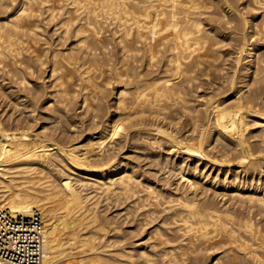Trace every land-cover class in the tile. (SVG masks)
Here are the masks:
<instances>
[{
	"label": "bare ground",
	"instance_id": "bare-ground-1",
	"mask_svg": "<svg viewBox=\"0 0 264 264\" xmlns=\"http://www.w3.org/2000/svg\"><path fill=\"white\" fill-rule=\"evenodd\" d=\"M2 3H3V0H0ZM8 1V0H7ZM13 1V0H12ZM11 1V2H12ZM16 1V0H15ZM211 1V0H210ZM208 0H21V3L19 4L18 7H15V10L14 12L11 14V17L6 19L5 22L1 23L0 22V62L2 61L3 63L5 62V59L6 58H9V56H11V54L14 55L15 59L17 60L18 57H19V54L20 52H22V49L20 50L19 49V52H16L17 49L16 48H13L16 47V45H19L21 41L20 39H22V36L21 38H19V41L18 44H16V39H15V36L19 35L18 32L21 30V28L24 26L26 27V25H24L25 21L28 20L30 17L33 18V15H35L33 13V11L35 12H38L40 11L38 9L41 8L42 6L45 7V9L47 8V11H50L49 13L48 12H45L48 14V17L49 18H46V22L47 19L49 20H52L55 18H57V12H59V9L56 10L55 9V5L58 3V4H61L63 3V5H66L67 4V9L69 8V10H64L62 9V6L59 7L61 8L60 10L61 11H66L64 17L62 18V20L60 21H63L62 23H60L59 19H56L57 22L59 21V26L60 27H64L65 26V29L63 28L62 30H65L67 31L68 28H70V25L71 23L74 24L73 21H80V22H76L77 24V27H76V31L74 33V35H76L74 37V35H72V37L76 38L77 36L81 37L76 41V43L79 42V45H76V46H79L78 48L80 47H84L86 49H84V51H87V49L89 50H92V51H88V54L86 52L85 56L86 55H89V53L91 54L92 52L94 53V51L96 49H98V51L102 52L103 55L105 54V50L103 52V49L105 48L106 46V42H105V39L108 38V31H106V28H108V24H113L112 26L114 27L115 31L114 32H119L118 35H120V38L117 36V41L122 44V49L118 48L119 50H123L124 49V53H126L128 55L129 52L133 51V50H138L140 51V48H136L135 47V43H137L135 41V37L137 38V40L139 41H142V39L144 38L145 40H147L146 42H144V46H146V50H147V57L146 54L141 50V52L145 55V59L147 57L146 60L149 61H153L155 60L156 58V55L158 53L157 52V42L158 40L160 41L159 43V47L163 44L166 45L167 47V57H165L167 59V69H166V72H164L163 74L161 73H157V77H155V75L152 73L153 70L154 72L156 71L155 69H161V67L159 68L160 65H158L157 63H154L156 65H158V67L153 64L149 65L150 62L147 65L148 66H154L155 65V69H150L152 70V74L154 75V77L151 79L150 78V74H149V70H148V76H146L147 78H150L151 80H146L144 77V79H142L143 77H136V79L134 77H131L132 79H135L136 81H134L132 84H133V88H132V84L130 81H133L132 79H130L129 77V81H128V77H127V80H126V83L128 84L129 82V87H127L128 85L126 84V87H118L117 88V96L115 97V95L113 96V100L112 101H115V105L113 107H116V109L118 110H121L122 114H119L117 117L116 120L113 119V121L107 125V127H103L104 128V132L101 133V137L98 138L96 140L94 139H91L90 141L89 140H86V142H89V144H91L92 147L90 148H85V147H82V148H78V142L75 143L72 141L71 139V143H69L68 145H62L61 143H63L64 139H61V143L60 142H56L55 141V138L54 140L52 139V137H50L49 135H45L44 133V137L42 136H33L32 133L30 132V129L28 130L27 127H16L17 129H14V128H6L3 124V121L0 120V207H9L11 208L12 210L14 211H20L22 213H29L33 208L37 207L38 209L41 210L43 216H44V222H45V231H44V256H43V262L42 264H116V263H120L121 262H112V260H110V258L108 257V253H106V248H102L104 243H102V240L100 241V239H104L102 238L103 235H105V228H106V220L104 219L103 216L100 215V213L103 214V212H100L97 211V208L99 210V203H100V200L102 198H105V199H109L110 197L113 196V198H117L119 199L118 197H120V195H124V197L126 196L127 198L129 197H135L136 194H137V198L140 199L137 200V202H142L145 199H142L145 197V193L143 194L141 191L139 190H142L143 188V191H147V195H153V192L156 190H153L155 189L153 186V189L151 188V185L148 186V184L146 185L147 188H144V184H142L141 182V185H143V187L140 185V187H142L141 189H137L138 187H136V190L140 192V195L141 193L144 195L140 196L139 193H137V191H135V187H134V179L133 181L131 182L132 178L136 175H134L135 173L133 172L132 167L129 169L128 166L126 165V163H124L123 161H121V159H118L117 157L115 156H118L119 155H116L117 152H119L118 150L121 148H119L117 150V152L115 151V156L112 154V151H110L112 154L111 156H106L107 155V152L106 149L107 148V142H110L112 139H115L114 137H116L117 135L120 136L122 133L124 134V136L126 138H130V135H131V131L130 129L131 128H136V127H142L144 128L146 126V124L148 123H144L143 121L142 122H132V120H130L129 122L131 123H125L127 122L126 119H129L127 118V116L131 117L132 116H142L144 115L145 113H149V117L153 114V116L156 118V116H165V114L167 113L168 109L170 110L169 107L171 108H174L172 107L174 103L178 104V102H181L183 107L185 109V111L188 110L189 113H185L186 114H189L190 115V112L192 113V111H190V107H188V97H186L185 95L188 93L185 94L186 92V89H185V86L187 87V85H183L185 84L184 82H187V83H190L192 81L193 78H195V76L193 75V73L195 72H199L198 74L200 75V70L203 68H198L197 66H199V64L202 66V59H199V57H202V50H211L209 48V44L211 45V42L214 38L216 37H213L214 34H211L209 32L208 33H205L204 30H203V27L204 26V22L202 19V17H204V14L205 15H208L209 14V11H208V14H206V12L202 15V13L204 12L205 9H208L212 7L211 10H213V7H216L217 5H213L211 4ZM215 2V0H213ZM212 1V3H214ZM221 1V0H220ZM229 1V0H228ZM239 1L241 0H231L230 3L232 5V3H240ZM248 1V0H247ZM250 1L253 2V4H255V7L252 9V11H248L249 13L247 15H245L244 13H242V10L241 9L240 11L237 10V12H240L242 13V20H240L238 23H240V25H242V27L240 29H244V28H247V27H251V29H253V35L250 36L252 37L250 41V43H248L249 40H247V33L246 35H243V40L241 41V45H240V48H239V51H238V54L236 55L237 58H236V61L238 63V68H236V72L240 71L241 69L243 71H245L244 75L245 76H252V77H255L257 78V80L254 78V82H249L250 79H248L246 81L245 84L247 85H251L249 87H252V84H253V87L256 86L255 89L251 90L250 93H247V92H243V91H246V90H243L242 92L243 93H238L239 96L236 97V99L234 101H229L228 102H225V98H227V96L229 95V93H226L224 94V97L223 98H214L212 100V95L210 97V105H209V118H208V124L206 126L199 123V127L200 129L196 128L199 130L198 134L196 136H192L191 138L187 139V141L183 142L182 140L180 139V143L176 142V140L174 139V134L168 132V131H172V130H168L166 131L162 126L160 125H157L156 121L155 124L156 126H154V128L152 127L151 130H153L152 132H155L156 134H160L159 136H163L162 139L164 140V142H171L170 144L173 143V145L171 146H175L177 147L176 148V155L179 154L180 157L181 155L182 156H186L185 158L183 159H180V161L176 163V165L174 166V164L171 162V166L173 164L174 166V172H170V173H173L174 177L177 179V182H180V184L185 183V186L187 185L188 189L192 192L194 191H197L199 190V187H200V183L204 180L206 182L207 179H210V181L214 184H218V185H223V186H226V187H236V189L238 190V192L236 191H232L235 193H231L229 195H231L230 197L232 198H235L236 202L240 203V206L243 207L244 210H246V212H244V214L241 216H239V214L241 213H237L232 210H230L229 208L227 209H222L221 207H217L215 204H213L212 202H205L203 203L202 205H199L198 203L200 202H197L198 200V197L197 200L194 199V196L192 197L191 199L188 198V196L186 197L185 196V191L180 193L181 195L178 196V199L177 197L175 199H177V202H173V198L169 201V205H171V203H175L176 206L179 204L181 205V207L183 208H179L180 210H182L180 213L178 212L179 215V218L180 220H182L183 224H184V227L181 226L180 230L183 234V236L185 235L187 237H189V240H187V243L185 247L187 248H181L182 246L185 245V240L186 238L184 239L183 236H180L181 239L183 238L184 241H183V244H181L180 241H177V239L174 240V242L178 243V244H181V245H177L176 244V247L179 246V248L182 249V251L180 252L179 248L176 249L178 250V254H177V251H174L172 250L171 252H168L167 254H169V261L168 262H174L176 264H180V262L182 261H186L185 260V257L187 258H190L188 256L191 255V253L195 252V253H198V255L194 258V261L196 264H202L203 263V260L206 258L207 260V257L210 259L211 256L213 257L212 260H213V263L214 264H264V225L261 224L260 220L257 221L256 219V215H258V213H261L263 214L262 212H264V187H261V186H256L253 184V187H251V185L249 183H246V181L248 182V180L250 181V179H254V175H255V170H260L261 172L264 170V160L263 161H260V159H257L255 158V160H252V155L254 154V151H257L255 150L254 148L259 147L262 149H264V0H249V3ZM0 2V3H1ZM14 2V1H13ZM20 2V1H19ZM210 2V4H208ZM218 2V1H216ZM222 2V1H221ZM220 2V4H221ZM9 3V2H8ZM66 3V4H64ZM223 5L225 4L224 2H222ZM4 4V3H3ZM13 4V3H12ZM11 4V5H12ZM219 4V3H218ZM237 4V5H238ZM247 4V3H246ZM1 5V4H0ZM8 6V4H6ZM16 5V4H15ZM18 5V4H17ZM16 5V6H17ZM39 5V6H38ZM226 5V4H225ZM224 5V6H225ZM235 5V4H234ZM232 6L233 8L235 7L236 9V6ZM249 5V4H248ZM38 6V7H36ZM250 6V5H249ZM254 6V5H253ZM251 5V7H253ZM36 7V8H35ZM43 7L41 9H43ZM58 7V6H56ZM65 6H63L64 8ZM239 7H242V4L241 6L239 5ZM1 8V7H0ZM7 8V7H5ZM4 8V9H5ZM219 8V10H216L218 11V13L215 11V8H214V11H211V13L214 12V16L215 14H221L224 16V20H225V16L224 13L222 12L223 10H221L220 7H217ZM216 8V9H217ZM244 8V7H243ZM38 9V11L36 10ZM203 9V10H202ZM223 9V7H222ZM238 9V8H237ZM247 9V8H246ZM1 10V9H0ZM54 10H56V13L57 14L56 16H54L55 14L53 13ZM221 10V12H220ZM225 10V9H224ZM227 10V9H226ZM225 10V11H226ZM231 9H229L228 11H230ZM245 10V9H244ZM248 10H250L248 8ZM2 11V10H1ZM0 11V12H1ZM6 11H8L6 9ZM10 11V10H9ZM12 11V10H11ZM10 11V12H11ZM44 11V9H43ZM41 12V14L43 15L44 12ZM35 12V13H36ZM6 13V12H5ZM4 13V14H5ZM44 13V14H45ZM61 14L64 13V12H60ZM59 13V15H61ZM226 13V12H225ZM228 13V12H227ZM233 12H231L232 14ZM3 14V13H2ZM41 14H39L41 16ZM46 14V15H47ZM230 14V15H231ZM235 13H233L234 15ZM45 15V16H46ZM58 15V17H59ZM62 15V16H63ZM202 17H199L201 16ZM212 15V14H211ZM229 15V14H227ZM236 15V14H235ZM234 15V16H235ZM245 15V16H244ZM61 16V17H62ZM213 16V15H212ZM218 16V15H216ZM222 16V17H223ZM232 16V15H231ZM9 17V16H7ZM43 16H41L42 18ZM228 17V16H227ZM237 17V15H236ZM6 18V17H5ZM4 18V19H5ZM30 18V19H31ZM36 18V16H35ZM44 18V17H43ZM42 18V19H43ZM60 18V17H59ZM210 18V17H208ZM218 18H221L220 16L217 17ZM34 19V18H33ZM61 19V18H60ZM223 19V18H222ZM35 20V19H34ZM38 20V19H37ZM56 20L54 21V23H56ZM101 20L103 21V23L101 24ZM216 20V19H215ZM235 20V19H234ZM236 20H238L236 18ZM1 21H4V20H1ZM33 22V20H30ZM40 21V20H39ZM37 21V22H39ZM209 21V20H208ZM221 21V20H220ZM219 21V22H220ZM223 21V20H222ZM231 21V20H230ZM35 22V23H37ZM52 22V21H51ZM211 22H214L213 20ZM217 23L218 20L216 21ZM227 22V20H226ZM225 22V23H226ZM235 22V21H234ZM233 22V23H234ZM27 23V21H26ZM29 23V22H28ZM27 23V24H28ZM35 23H30L31 25H35ZM53 23V22H52ZM53 23V24H54ZM104 23H107L106 25ZM221 23V22H220ZM219 23V24H220ZM223 23V22H222ZM228 23V22H227ZM232 23V21H231ZM229 25L230 29H231V24ZM236 23V22H235ZM29 24V25H30ZM50 24V23H49ZM57 24V23H56ZM84 24L86 25V27L84 26ZM208 24V23H206ZM55 25V24H54ZM62 25V26H61ZM75 25V24H74ZM218 25V24H217ZM223 25V24H222ZM225 27L227 26L226 24H224ZM236 24H234L235 26ZM32 26V27H33ZM43 25H41L42 27ZM58 27V25H55ZM84 26V27H83ZM106 26V28L104 27ZM213 25H211L212 27ZM219 26V25H218ZM221 26V25H220ZM237 28L239 26V24L236 25ZM35 27H38L36 28L37 30H39V26L37 24V26L35 25L33 27V29H35ZM48 27V26H47ZM55 27V28H57ZM73 27L75 26H72L71 28L73 29ZM210 27V28H211ZM216 27V26H215ZM223 27V28H225ZM233 27V26H232ZM46 28V27H45ZM49 28V27H48ZM70 28V29H71ZM86 28V29H85ZM99 28V29H98ZM107 32L105 34H107L108 36H105V34H103L102 30L103 29ZM111 28V27H110ZM207 28V27H205ZM209 28V29H210ZM213 28V27H212ZM234 28V27H233ZM236 28V30L238 31V29ZM20 29V30H19ZM26 31L29 28H24ZM22 29V30H24ZM33 29H30V32H28V34L33 35L32 32H33ZM42 29V28H41ZM40 29V30H41ZM69 29V30H70ZM75 29V28H74ZM214 30H216L215 28H213ZM227 29V28H226ZM239 29V30H240ZM248 29V28H247ZM22 30L21 32H19L21 35L24 34V31L23 34H22ZM54 30V29H53ZM56 30V29H55ZM54 30V31H55ZM58 30V28H57ZM101 30V31H100ZM111 30V29H110ZM222 30V27L220 28V31ZM14 31H18L16 35H13L15 34ZM29 31V30H28ZM36 31V30H35ZM34 31V32H35ZM61 31V29H60ZM72 31V30H71ZM71 31H68L66 32V36L67 37V33L68 35L69 34H72V33H69ZM85 32V33H81V32ZM112 31V30H111ZM212 31V30H211ZM219 31V33H220ZM224 31V30H223ZM236 31V32H237ZM42 32H48V31H42ZM53 32V31H52ZM59 32V31H58ZM57 31L55 32L58 33ZM100 32H102V34L106 37L104 39L103 36H101ZM216 32V31H215ZM214 32V33H215ZM226 32V30L224 31ZM224 32H221V33H224ZM37 33V36H38V33L39 31L35 32ZM54 33V32H53ZM52 33V34H53ZM64 32H59V35H63ZM78 33H80L78 35ZM213 33V32H212ZM218 32L216 33L217 35H220ZM228 33V32H227ZM233 33V32H231ZM239 33V31H238ZM241 33V31H240ZM46 34V33H45ZM43 33V35H45ZM49 34V33H47ZM51 34V35H52ZM99 34L102 38L99 37ZM109 34H110V31H109ZM117 34V33H116ZM115 34V35H116ZM211 34V35H210ZM229 34V33H228ZM250 34V33H249ZM35 35V34H34ZM33 35V36H34ZM40 35V34H39ZM58 35V34H57ZM59 35H58V39H60L61 41L64 39L63 36H60L59 38ZM111 35H113V33L111 32ZM213 35V36H212ZM223 35V34H222ZM224 35H226V33H224ZM235 35H237L235 33ZM254 35L258 36V38H254ZM26 37V33L24 35ZM29 36V35H28ZM29 36V37H30ZM36 36V37H37ZM70 36V35H69ZM216 36V35H215ZM256 36V37H257ZM35 37V36H34ZM33 37V38H34ZM41 37V36H39ZM50 37V36H49ZM53 37V36H52ZM71 37V38H72ZM116 36H114L113 38H115ZM231 38H234V34H233V37L230 35ZM229 37V39H230ZM28 38V37H27ZM26 38V39H27ZM38 38V37H37ZM43 38V37H42ZM51 38V37H50ZM68 38V37H67ZM78 38V37H77ZM76 38V39H77ZM112 37L110 38V40L106 39V41H111V39H113ZM160 38H162V40L164 41H161ZM212 38V39H211ZM220 36L216 39L219 40ZM240 40H241V37L239 36ZM25 39V38H24ZM30 39V38H29ZM32 39V37H31ZM41 39V38H39ZM49 39V38H48ZM54 39V38H53ZM58 39H56L58 41ZM70 39V38H69ZM116 39V38H115ZM120 39V40H119ZM221 39V38H220ZM226 39V37L224 38ZM228 39V40H229ZM249 39V37H248ZM18 40V39H17ZM35 41V39H32V41ZM42 40V39H41ZM68 40V39H67ZM227 40V41H228ZM232 40V39H231ZM239 40V39H238ZM239 40V41H240ZM25 43L27 44L28 42V39L27 40H22L21 42L22 43ZM27 41V42H26ZM44 41V40H43ZM223 41L220 40V41H214L212 42V45L215 44H218L220 46V43ZM31 42V40H29V43ZM39 43L40 41H38V39L36 40L35 43ZM49 42V41H48ZM53 42V41H52ZM51 42V43H52ZM60 42V41H59ZM64 42V41H63ZM107 42V44L109 45V43ZM113 42L114 39H113ZM116 42V43H118ZM127 42V43H126ZM135 42V43H134ZM143 42V41H142ZM226 42V41H225ZM229 42V41H228ZM233 42V41H232ZM238 42V41H237ZM37 43V44H38ZM47 43V42H46ZM56 43V42H55ZM75 42H73L74 44ZM75 43V44H76ZM115 43V44H116ZM224 43V42H223ZM16 44V45H15ZM26 44H23L22 46H25ZM40 44V43H39ZM60 44V43H59ZM114 44V43H113ZM121 44H119L121 46ZM130 44V45H129ZM222 44V43H221ZM21 45V44H20ZM61 45V44H60ZM137 45V44H136ZM218 45H215L213 46V52L212 53V50H211V54L217 56V58H220L218 60L221 59V54H219L220 52L218 51L217 55H216V48H219ZM224 45V44H222ZM230 45V44H229ZM30 45H28L29 47ZM54 46V44H53ZM70 46V45H69ZM75 45H71L70 47H74ZM112 46V45H111ZM118 46V45H117ZM21 47V46H20ZM27 47V49H28ZM36 46H34L35 48ZM49 48V46H47ZM55 47V46H54ZM58 48H61L62 49V46L59 47L57 46ZM67 47V45L65 46V48ZM104 47V48H102ZM108 47V46H107ZM113 47V46H112ZM215 47V49H214ZM224 47V46H222ZM238 47V46H236ZM23 48V47H22ZM31 48V47H30ZM37 48V47H36ZM42 48V47H41ZM77 48V47H75ZM75 48L73 50H70L69 48H67V50H65L62 54L64 55V57H67L64 53L67 54L66 51H68V56L67 58H71L72 60H75L77 58H75L77 55L76 53L79 55L81 54V52L83 51H75ZM77 48V49H78ZM102 48V49H101ZM110 46H109V51H110ZM116 49V47H113ZM142 48V47H141ZM163 48L164 50V46L162 45V47L160 48V50ZM25 49V48H24ZM23 49V50H24ZM26 49V50H27ZM45 49V48H44ZM70 52L73 51L75 53V56L72 54L69 53V50ZM76 49V50H77ZM82 48H80L81 50ZM106 49V48H105ZM112 49V48H111ZM117 49V51H118ZM232 49V48H231ZM237 49V48H236ZM26 50H24L26 52ZM31 50V49H30ZM29 50V51H30ZM34 49L32 48V51ZM37 50V49H36ZM34 50L37 54V55H40L42 56L41 52V49L37 50L39 53H37V51ZM46 51L48 49H45ZM52 52H53V49L51 48ZM94 50V51H93ZM107 50V51H108ZM113 50V49H112ZM156 50V51H155ZM159 50V49H158ZM159 50V51H160ZM225 50V49H224ZM234 50V49H233ZM33 51V52H34ZM45 51V52H46ZM57 51H60V50H57ZM57 51L55 50L54 54L51 53V55H53V57L50 55L49 59L52 58V62L53 66H50L51 68V76H55V83L52 85V88L54 86V91L57 93L56 95L58 96V94L62 97V100H64L63 102L67 101V103L70 101L71 102V96L70 94H68L67 92L69 91L70 92V87L68 90H65V86L67 84H69V82H65L64 81H67V80H64L62 79V77L64 78V74L63 72H57V67H55L56 65V61H60V60H57V57H58V53ZM116 51V50H114ZM133 51V52H135ZM236 51V50H235ZM24 52V53H25ZM43 52V51H42ZM48 52V51H47ZM51 52V51H50ZM62 52V51H61ZM119 52V51H118ZM123 53V51H121ZM163 52V51H160L159 54L157 55L158 57L160 56V53ZM165 52V51H164ZM198 52L199 54L201 55H198L199 57L197 59H199L200 61H197L195 60L196 58L193 57V59L191 60L192 56L193 55H196L197 57V53ZM205 52V54L207 53L206 51H203V53ZM230 52V51H229ZM92 53V55H94ZM96 53V52H95ZM99 53V52H98ZM96 53V56H98ZM107 53V52H106ZM110 53V52H108ZM122 53H119V54H122ZM141 53V54H142ZM209 53V52H208ZM23 54V53H21ZM20 54V55H21ZM26 54V53H25ZM25 54L21 55V58H23L22 56L25 57ZM28 54H32L31 51L28 53L27 52V55L26 57L28 56ZM47 54V53H46ZM60 54V53H59ZM61 54V56H62ZM111 54V53H110ZM126 54H122L123 56H125ZM136 54V53H135ZM138 54H140V52H138ZM140 54V61L141 60H144L143 58L141 59V55ZM162 54V53H161ZM166 54V52L164 53ZM210 54L207 55L208 56V60H212V63L211 65L215 62L216 58L214 57V59L212 58V55ZM228 54V53H227ZM232 54V53H230ZM18 55V57H16ZM36 57H32L33 59L35 60H32V63L33 61L36 63V65H43L45 64V61H43V58L41 59L40 56H37ZM91 55V57H88L87 58L83 55H81L83 57V59L85 58L86 60L88 58H92L93 56ZM117 55V54H116ZM115 55V56H116ZM133 55V54H132ZM163 55V54H162ZM161 55V57H163ZM219 55V56H218ZM33 56V54L31 55ZM35 56V55H34ZM45 56V54H44ZM42 56V57H44ZM60 56V57H61ZM95 56V55H94ZM108 56H111V55H107ZM123 56H121V58H123ZM130 57H133L130 55H128ZM128 56L126 57L128 59ZM137 57V55H134ZM206 56V55H204ZM203 56V57H204ZM13 57V56H12ZM78 57V56H77ZM101 57V55H99V58ZM104 57V56H103ZM114 57V56H113ZM113 57H111L112 59H114ZM117 57V56H116ZM115 57V58H116ZM120 57V56H119ZM118 57V58H119ZM134 57V58H136ZM144 57V56H143ZM234 57V56H233ZM249 58L247 61L248 62H245L244 63V59L246 58ZM29 59L31 58L30 56L28 57ZM47 58V57H46ZM61 58V59H63ZM66 58V59H67ZM75 58V59H74ZM105 58V57H104ZM103 58V59H104ZM164 58V60H166ZM190 58V59H189ZM211 58V59H209ZM27 59V58H25ZM24 59V61H25ZM60 59V58H58ZM70 59V60H71ZM81 60L82 58H79L77 59L78 60ZM84 59V60H85ZM93 59V58H92ZM112 59H109L108 58V61L109 60H112ZM125 59V58H123ZM130 59V58H129ZM138 59V58H137ZM136 59V60H137ZM159 59H162L159 57ZM187 59H189V61H187ZM207 59V58H205ZM9 60V59H7ZM19 62H21L22 59L19 58ZM65 60V59H64ZM71 60V61H72ZM82 61L83 63L85 61ZM90 60V59H89ZM88 60V61H89ZM107 60V59H106ZM117 60L119 61L118 63L120 64V59H116V64H117ZM134 60V61H136ZM144 60V61H146ZM214 60V62H213ZM235 60V59H234ZM10 61L12 62V59H10ZM23 61V60H22ZM23 61V62H24ZM62 61V60H61ZM66 62L69 61L68 59L65 60ZM80 61V62H81ZM87 61V63H88ZM94 61L95 60V57H94V60H92V65L94 64ZM106 61V63L108 62ZM113 61V60H112ZM115 61V60H114ZM121 61L123 62V60L121 59ZM126 61V60H124ZM131 61H133V58H131ZM156 61V60H155ZM197 61V62H196ZM206 61V60H205ZM217 61V60H216ZM8 63V61H6ZM16 62V66L19 65L17 64L18 63V60L15 61ZM14 62V64H15ZM26 62V61H25ZM30 62V61H29ZM42 62V63H41ZM44 62V63H43ZM91 62V60L89 61ZM110 62V61H109ZM128 62V61H127ZM126 62V63H127ZM139 62V60H138ZM204 62V61H203ZM218 62V61H217ZM3 63H0L1 65ZM28 63V62H26ZM30 63V64H32ZM39 63V64H38ZM47 63V61H46ZM61 63V62H60ZM58 62V64H60ZM64 64V61L62 62ZM61 63V64H62ZM68 63V62H67ZM72 63V62H71ZM70 63V64H71ZM74 63V62H73ZM76 63V61H75ZM74 63V64H75ZM86 63V62H85ZM84 63V64H85ZM86 63V64H87ZM98 64V62H96ZM95 63V64H96ZM101 63L100 65H103L105 63V59H104V62L101 60ZM111 63V62H110ZM131 63V62H129ZM137 63V61L135 62ZM140 63V62H139ZM138 63V65H140ZM145 63V62H143ZM205 63V62H204ZM209 63V62H208ZM216 63V62H215ZM24 64V63H23ZM57 64V65H58ZM60 64V65H61ZM69 64V63H68ZM77 67L80 66L81 68V71H82V68L83 66L81 67V65H79V63H76L75 65H77ZM82 64V63H80ZM85 64V65H86ZM91 65V63H88ZM94 64V66H95ZM123 63H121V66L123 69V66L124 65H127L124 63V65H122ZM235 64V63H234ZM0 65V71L2 70V66ZM6 65V63H5ZM3 65V66H5ZM21 65V64H20ZM19 65L20 68H22L23 70V65L22 67ZM26 65V64H25ZM28 65V64H27ZM26 65V66H27ZM46 65V64H45ZM48 65V64H47ZM58 65V66H60ZM67 65V64H64V66ZM72 65V64H71ZM70 67H67V68H64L63 66V69H67L69 71L68 74H71V70L74 69L73 66ZM99 65V64H98ZM108 65V64H107ZM111 65V69H112V65H114V63L110 64ZM109 65V66H110ZM135 65V64H134ZM133 65V62H132V65H130V67L134 66ZM138 65L136 66V68H138ZM145 65V66H146ZM210 65V64H208ZM217 66V64H215ZM15 66V65H14ZM31 66H34L33 64L27 67L31 68ZM89 66V65H88ZM87 66V67H88ZM92 67L90 66V70H92V68H98L99 66L97 67ZM119 66V65H118ZM129 66V65H128ZM135 66L133 69H135ZM141 66V65H140ZM145 66H143L142 64V68H144ZM207 66V65H206ZM215 66V67H216ZM13 67V66H11ZM18 67V66H17ZM25 67V66H24ZM38 67V66H36ZM62 68V65L60 66ZM85 67V66H84ZM92 67V68H91ZM101 67H104V68H100L101 70L102 69H105V65L104 66H101ZM114 67H117V66H114ZM120 67V66H119ZM118 67V68H119ZM197 67V68H196ZM203 67H204V64H203ZM208 67V66H207ZM235 67V66H234ZM4 68V67H3ZM35 67H33L34 69ZM49 68V69H50ZM69 68L71 70H69ZM80 68L78 70H80ZM97 69L98 71L100 69ZM107 68V67H106ZM109 68V67H108ZM106 69L108 71H110L109 69ZM124 68H128L129 67H124ZM130 68V70H131ZM141 68V67H140ZM141 68V69H142ZM206 68V67H205ZM204 68V69H205ZM18 69V68H17ZM41 69V68H40ZM88 69V68H87ZM117 69V68H116ZM125 70L124 73H121V70H120V73L119 70L117 72V75H114L117 76V78L115 77V79H117V82L118 80L123 82L124 83V79H123V76L124 74L128 76L127 74V70ZM149 69V68H147ZM146 69V70H147ZM197 69V71H196ZM199 69V71H198ZM207 69V68H206ZM205 69V70H206ZM212 69V68H211ZM26 70V68H25ZM32 70V69H31ZM61 70V69H60ZM76 70V66H75V69L73 71V73L75 72L77 74V70ZM85 70V69H84ZM104 70V71H106ZM114 72H115V69H113ZM132 70H131V73H132ZM140 69H138L139 71ZM201 70V71H202ZM234 70V69H233ZM241 70V71H242ZM10 71V70H9ZM12 71V69H11ZM15 71V70H14ZM17 71V70H16ZM21 71V70H20ZM39 71V70H38ZM59 71V70H58ZM96 71V70H94ZM94 71H91L90 73H88V71L86 70L83 74V76L79 74L80 77H82L83 81H85L86 83L85 84H89V85H93V82L95 84L96 81H94L95 79L91 80V77H92V72ZM97 71V72H98ZM106 71L105 74H109L110 72ZM124 71V70H123ZM137 70H135V72H138ZM144 72H146L147 74V71H145V69L143 70ZM159 71V70H157ZM156 71V72H157ZM204 71V70H203ZM202 71V72H203ZM214 71V70H213ZM19 72V71H18ZM24 72V71H23ZM31 72V71H29ZM28 72V74H29ZM33 72V71H32ZM36 72V70H35ZM43 72V71H42ZM66 72V70L64 71V73ZM79 72V71H78ZM94 73L95 75H98ZM113 72V73H114ZM115 72V74H116ZM161 72V71H160ZM201 72V73H202ZM234 72V71H233ZM6 73V72H5ZM40 73V72H39ZM72 73V74H73ZM81 73V72H80ZM103 72H101L99 77L105 75ZM129 73V76L130 75V72ZM140 73V72H139ZM138 73V74H139ZM143 73V72H142ZM142 73H140L142 75ZM196 73V74H197ZM209 72H207L208 74ZM229 73V72H228ZM1 74V72H0ZM11 74V73H10ZM21 74V72H20ZM38 74V73H37ZM50 74V72H49ZM71 74V75H72ZM82 74V73H81ZM87 74V75H86ZM91 74V75H90ZM135 74V73H132V75ZM152 74H151V77H152ZM156 74V73H155ZM203 74H206L205 72H203ZM236 74V73H234ZM7 75V74H6ZM13 75V74H11ZM32 75V73L30 74ZM63 75V76H62ZM66 75V74H65ZM70 75V77H71ZM75 75V74H74ZM94 75L93 78H95L96 76ZM136 75V74H135ZM145 76V73L143 74ZM142 75V76H143ZM1 76V75H0ZM8 76V75H7ZM24 76V75H23ZM28 76V75H27ZM36 76V75H35ZM38 76V75H37ZM68 76V75H67ZM77 76V78L79 77ZM205 76V75H204ZM233 76V75H232ZM29 77V76H28ZM40 77V76H39ZM38 77V79H40ZM42 77V76H41ZM80 77L78 78V80L80 79ZM98 77V78H99ZM106 77V76H105ZM108 77V76H107ZM110 77L111 74H110ZM220 77V76H219ZM222 77V76H221ZM224 77V76H223ZM228 77V76H227ZM231 77V75L229 76ZM239 77V76H238ZM259 77V78H258ZM13 78V77H12ZM20 78V77H18ZM30 78V77H29ZM52 77H49L48 79H51ZM73 78V76H72ZM72 78H69V81H70V84H71V80ZM97 78V77H96ZM177 78H183L180 82H175L174 80H178ZM233 78V77H232ZM243 78V77H242ZM246 78V77H245ZM1 79V77H0ZM6 79V78H5ZM27 79V78H26ZM37 79V80H38ZM66 79V78H65ZM71 79V80H70ZM76 79V78H75ZM101 80L104 79L103 77L100 78ZM98 79V80H100ZM111 79V78H110ZM114 79V78H113ZM253 79V78H251ZM2 80V79H1ZM0 80V81H1ZM9 80V79H8ZM16 80V79H15ZM25 80V79H24ZM23 80V82H24ZM36 80V79H34ZM41 80V79H40ZM64 80V81H63ZM77 80V79H76ZM97 80V86L99 85V88L96 89V91H98V89H100V86L102 85L101 83L105 80H103L102 82H99ZM112 80V79H111ZM110 80V81H111ZM237 78L235 79V77L232 79V85H231V88H234L236 87V83H237ZM10 81V80H9ZM20 82V80H18ZM27 81V80H26ZM50 81V80H49ZM93 81V82H92ZM108 81V80H107ZM106 81V82H107ZM114 81V80H113ZM111 81V82H113ZM227 81V80H226ZM243 81V80H242ZM256 81V83H255ZM3 82V81H2ZM22 82V84L24 85V83ZM37 82V81H36ZM51 82V81H50ZM76 81H73V83H75ZM78 82V81H77ZM103 82V85L105 84ZM111 82H110V85H111ZM120 82V83H121ZM201 82V81H200ZM216 82V81H215ZM14 83V81H13ZM16 83V82H15ZM29 83V81H28ZM52 83V82H51ZM83 83V86L84 85V82H80V84L82 85ZM119 83V84H120ZM122 83V84H123ZM208 83V82H207ZM222 83V82H221ZM224 83H227V82H224ZM255 83V85H254ZM21 84V83H20ZM37 84V83H36ZM109 82L106 84L108 85ZM114 85L116 83H113ZM124 84V85H125ZM191 84V83H190ZM229 84V83H228ZM227 84V85H228ZM27 85V84H26ZM49 85V84H48ZM47 85V86H48ZM72 85V84H71ZM76 85V84H75ZM102 85V86H103ZM110 85H108V87L110 88ZM238 85V84H237ZM242 85V84H241ZM1 86V85H0ZM17 86V85H16ZM20 86V85H18ZM17 86V87H18ZM68 86V85H67ZM96 85H93V87L95 88ZM121 86V85H120ZM213 86V85H212ZM230 86V84H229ZM228 86V87H229ZM244 86V85H243ZM28 87V86H27ZM27 87L25 88V90L27 89ZM33 87V86H32ZM86 87V86H85ZM84 87V88H85ZM105 87V86H103ZM107 87V86H106ZM105 87V88H106ZM112 87V86H111ZM117 86L115 85V88ZM219 87V86H218ZM224 87V86H223ZM252 87V88H253ZM22 88V87H21ZM34 88V87H33ZM42 88V87H41ZM51 88V86L49 87ZM73 88V87H72ZM79 89H81L80 87H78ZM93 88V90L95 91V89ZM113 88V87H112ZM115 88H113L114 90H116ZM221 88V87H220ZM219 88V89H220ZM241 88V87H240ZM239 88V90H240ZM6 89V88H5ZM74 89V88H73ZM83 89V88H82ZM86 89H89L86 88ZM102 89V88H101ZM100 89V90H101ZM187 89H189L187 87ZM191 89V88H190ZM211 89V88H210ZM218 89V88H217ZM224 89V88H223ZM228 89V88H227ZM245 89V88H244ZM251 88H249L250 90ZM11 90V89H10ZM23 90V89H22ZM30 90H31V87H30ZM29 90V91H30ZM46 90H47V87H46ZM53 90V89H52ZM74 90H77V89H74ZM85 90V89H84ZM104 90V89H103ZM112 90V89H111ZM113 90V91H114ZM192 90V89H191ZM190 90V91H191ZM197 90V89H196ZM230 90V89H229ZM228 90V91H229ZM238 90V91H239ZM248 90V89H247ZM40 91V89L38 90ZM67 91V92H66ZM86 91V90H85ZM93 91V92H94ZM95 91V92H96ZM110 91V90H108ZM189 91V92H190ZM224 91V90H223ZM1 92H4V91H1ZM7 92V91H6ZM10 92V91H9ZM8 92V93H9ZM34 92V91H33ZM32 92V93H33ZM77 92V91H76ZM81 93H83V91H80ZM93 92H89L88 94H82V95H85L84 98H82L83 96L80 95V97L83 99V100H80V101H83V104L85 106V108H89V104H87V102L89 103V100L87 101V95L89 96L90 93L93 94ZM102 92V90L100 91ZM192 92V91H191ZM190 92V93H191ZM196 92V91H195ZM30 93V92H29ZM42 93V91L40 92ZM39 93V94H40ZM43 93H45L43 91ZM79 93V94H81ZM86 93V92H85ZM106 92H104L105 94ZM109 93V92H108ZM107 93V94H108ZM219 93V92H217ZM222 93V91H221ZM231 93V92H230ZM4 94V93H3ZM7 94V93H6ZM12 96L14 93V91L11 92ZM31 94V93H30ZM37 94V93H36ZM48 94V93H47ZM53 94L54 92H52V94H50V97L52 95L53 97ZM97 94L98 93H95L93 95H95L94 98L97 99ZM101 94V93H100ZM104 94H102L104 96ZM107 94L103 97L101 96V100L103 101V98H105L107 96ZM215 94V93H214ZM213 94V96H214ZM237 94V95H238ZM33 95V94H32ZM41 95V94H40ZM55 95V94H54ZM70 98H69V96ZM72 95V94H71ZM77 95V93H76ZM91 95V96H93ZM188 95H190L188 93ZM193 95V94H192ZM5 96V95H4ZM15 96V95H14ZM20 96V95H19ZM23 96V95H21ZM39 96V95H38ZM97 96V97H96ZM110 97V94L108 95ZM2 97V96H1ZM7 97V96H6ZM29 97V96H28ZM31 97V96H30ZM51 97V98H52ZM75 97V96H74ZM74 97H72L74 99ZM100 97V96H99ZM193 96L190 95V98ZM198 97V96H197ZM16 98V97H15ZM14 98V99H15ZM22 98V97H21ZM20 98V99H21ZM41 98V97H40ZM94 98L92 99V101L94 100ZM108 98V97H107ZM112 97L108 98V99H111ZM20 99L18 102H20ZM34 99V97H33ZM53 99V98H52ZM61 98H59L60 100ZM69 99V101H68ZM72 99V100H73ZM106 99V98H105ZM192 99H191V103H192ZM27 100V99H26ZM40 100V99H39ZM62 100H61V104L62 103ZM100 100V99H99ZM107 100V99H106ZM190 100V99H189ZM209 100V98H208ZM37 101V100H36ZM44 101V100H43ZM91 101V100H90ZM102 101H99V102H102ZM203 101V100H202ZM16 102V101H15ZM24 102V101H23ZM52 102V101H51ZM50 102V103H51ZM55 102V101H53ZM78 102V101H77ZM96 101H94V104H95ZM173 102L172 106H170V104ZM197 102V101H196ZM206 102V101H205ZM205 102H201V103H205ZM38 103V101H37ZM67 103H64L63 104V108H66V110H68L67 107H69V105ZM82 103V102H80ZM112 103V102H111ZM31 104V103H30ZM70 104V103H69ZM91 104V103H90ZM93 104V105H94ZM97 104V103H96ZM95 104V105H96ZM190 104V102H189ZM1 105V104H0ZM29 105V104H28ZM45 105V104H44ZM50 105V104H49ZM74 105V104H73ZM92 105V104H91ZM90 105V106H91ZM94 105V110H95V106ZM98 105V104H97ZM108 105V104H107ZM181 105V106H182ZM191 105V104H190ZM203 105V104H202ZM11 106V105H10ZM20 106V104H19ZM22 106V105H21ZM33 106V105H32ZM51 107L52 104L50 105ZM49 106V107H50ZM71 106V105H70ZM75 106V105H74ZM73 106V107H74ZM81 106V105H80ZM83 106V107H84ZM99 106V105H98ZM98 106L96 107V112H98ZM176 106V105H174ZM180 106V109H182ZM15 107H17L15 105ZM26 107V106H25ZM30 107V106H29ZM34 107V106H33ZM41 107V106H40ZM50 107V108H51ZM76 107V106H75ZM79 107V105L77 106ZM179 107V106H177ZM195 107V106H194ZM202 107V106H201ZM207 107V106H206ZM204 106V108H206ZM9 108V107H8ZM13 108V107H12ZM43 108V107H42ZM49 108V109H50ZM80 108V107H79ZM84 108V109H85ZM100 108V107H99ZM102 109H104L103 107H101ZM107 108V106H106ZM110 108V106L108 107V109ZM197 108V107H196ZM199 108V107H198ZM196 109V113L198 114V110L199 109ZM17 109V108H16ZM26 109V108H25ZM39 109V108H38ZM44 109V108H43ZM73 109V108H71ZM83 109V108H82ZM107 109V111H108ZM113 109V108H112ZM111 109V110H112ZM115 109V108H114ZM184 109H182L180 112H185ZM193 109V108H192ZM191 109V110H192ZM21 110V109H20ZM24 110V109H23ZM22 110V111H23ZM31 110V109H30ZM46 110V109H45ZM51 110V109H50ZM53 110V109H52ZM61 110V109H60ZM93 110V108H92ZM106 110V109H104ZM148 110V112H146ZM202 108H200V112H201ZM205 111L207 109H204ZM203 110V111H204ZM6 111V110H5ZM13 111V110H12ZM11 111V112H12ZM35 111V109H34ZM58 111V110H57ZM63 111V110H62ZM85 111V110H84ZM91 111V110H90ZM88 111V112H90ZM101 111V110H100ZM124 111V112H123ZM172 111V110H171ZM176 111V110H175ZM178 109H177V112H179ZM204 111V112H205ZM4 112V111H3ZM2 112V113H3ZM10 112V113H11ZM65 112V111H63ZM69 112V110H68ZM106 112V111H105ZM119 113V111L116 110V113ZM120 112V113H121ZM170 112V111H168ZM17 113V112H16ZM20 113H22L20 111ZM26 113V112H25ZM37 113V112H36ZM51 113V112H50ZM56 114L58 112H55ZM54 113V114H55ZM66 113V112H65ZM73 113V112H72ZM78 113V112H77ZM87 113V112H86ZM95 113V112H94ZM110 112H108V115H109ZM171 113V112H170ZM206 113V112H205ZM28 114V113H27ZM30 114V112H29ZM53 114V113H52ZM85 114V113H84ZM106 114V113H105ZM177 114V113H176ZM182 114V113H181ZM194 115V111L192 113ZM192 114L190 116H192ZM196 114V115H197ZM201 114V113H200ZM199 114V115H200ZM212 114V115H211ZM51 115V114H50ZM63 115V114H62ZM72 115V114H71ZM75 115V114H73ZM87 115V114H86ZM85 115V116H86ZM98 113L95 114V116H97ZM104 115V114H103ZM122 115V116H121ZM170 114H168L169 116ZM173 115V114H172ZM171 115V116H172ZM178 115V114H177ZM184 115V116H185ZM195 115V116H196ZM198 115V116H199ZM203 115V114H202ZM205 115V114H204ZM10 116V115H9ZM21 116V115H20ZM31 116V115H30ZM41 116V115H39ZM53 116V115H52ZM55 116V115H54ZM64 116V115H63ZM70 116V114H69ZM84 116V115H83ZM94 116V117H95ZM105 117H107L106 115H104ZM147 116V114L145 115ZM152 116V118H153ZM170 116V117H171ZM183 116V115H182ZM180 115V117H182ZM190 117L192 119V123H190V118L189 116H187L188 118V121L189 123L187 125H190V124H193L196 125L195 123H197V121H201V119H203L202 121H204V118H201L199 119V117ZM212 116V117H210ZM249 116L250 117H256L257 120L256 122H249ZM5 117V116H4ZM25 117V116H24ZM22 117V118H24ZM57 117V116H56ZM60 117V116H58ZM65 117V116H64ZM68 117V115L66 116ZM89 117V116H88ZM91 117V116H90ZM89 117V118H90ZM104 117V118H105ZM110 117V116H108ZM107 117V118H108ZM134 117V118H135ZM172 117H175L172 116ZM2 117H0L1 119ZM9 118V117H8ZM18 118V117H17ZM16 118V119H17ZM40 118V117H39ZM71 118V117H70ZM83 118V117H82ZM87 118V116H86ZM104 118H103V121H104ZM111 118V117H110ZM130 118V119H131ZM141 118V117H140ZM138 117V119H140ZM144 118V116H143ZM143 118L141 120H143ZM151 120L153 121L154 119ZM164 118V117H163ZM166 118V116H165ZM169 117H167L168 119ZM177 118V116L175 117ZM185 118V117H184ZM3 119V118H2ZM33 119V118H32ZM37 119V118H36ZM45 119V118H44ZM49 118L46 119V121L48 120ZM54 119V118H52ZM60 119V118H59ZM93 119V118H92ZM98 119V118H97ZM111 119V120H112ZM146 119V117L144 118ZM150 119V118H149ZM159 119V118H157ZM162 119V118H161ZM173 119V118H172ZM190 119V120H189ZM35 120V119H34ZM33 120V121H34ZM42 120V119H41ZM51 120V119H50ZM49 120V121H50ZM55 120V119H54ZM61 120V119H60ZM65 120V118L63 119ZM102 120V119H101ZM100 120V121H101ZM126 120V121H125ZM148 120V119H146ZM160 120V119H159ZM164 120V119H162ZM170 120V119H169ZM8 121V120H7ZM10 121V119H9ZM14 121V119H13ZM36 121V120H35ZM53 121V120H52ZM81 121V120H80ZM136 121V120H134ZM139 121V120H138ZM165 121H167L165 119ZM180 121V119H179ZM186 121V120H185ZM251 121V120H250ZM19 122V121H18ZM26 122V121H25ZM28 122V121H27ZM30 122V121H29ZM59 122V121H58ZM92 122H94L92 120ZM96 122V121H95ZM102 122V121H101ZM146 122H149V121H146ZM162 122V121H161ZM168 122V121H167ZM172 122V121H171ZM14 123V122H13ZM17 123V122H16ZM23 123V122H21ZM35 123V122H34ZM55 123V122H54ZM66 123V121H65ZM75 123V122H74ZM78 123V122H77ZM91 123V122H90ZM100 123V122H99ZM97 124V125H101V124ZM151 123V122H150ZM149 123V124H150ZM163 123V122H162ZM166 123V122H165ZM173 123V122H172ZM171 123V124H172ZM26 124V123H24ZM23 124V126H24ZM49 124V123H48ZM59 124V123H58ZM62 124V122H61ZM70 124V123H69ZM89 124V122H88ZM105 124H106V121H105ZM160 124V123H159ZM182 124V123H181ZM185 124V123H184ZM8 125V124H7ZM11 125V124H10ZM22 125V124H21ZM36 125V123L34 124ZM92 125V124H91ZM95 125V124H94ZM163 125V124H162ZM194 125H192L194 127ZM28 126V125H27ZM37 126V125H36ZM34 126V129L35 127ZM49 126V125H48ZM67 126V125H66ZM70 126V125H69ZM75 126V125H74ZM148 126V125H147ZM150 126V125H149ZM148 126V127H149ZM181 126V125H180ZM255 126V127H254ZM53 128L55 126H52ZM51 127V128H52ZM57 127V126H56ZM59 127H62V126H59ZM68 127V126H67ZM95 127V126H93ZM98 127V126H97ZM171 127V126H169ZM173 127V126H172ZM182 127V126H181ZM191 127V125H190ZM252 129H251V128ZM50 128V127H49ZM101 128V129H102ZM146 128V127H145ZM144 128V129H145ZM167 128H168V125H167ZM180 128V127H179ZM189 127H187L188 129ZM195 128V129H196ZM23 129V130H21ZM33 129V128H32ZM48 129V128H47ZM59 129H64V128H59ZM68 129V128H67ZM87 128L85 129H82L83 131L86 130ZM99 129V128H97ZM97 129L95 131H97ZM144 129L142 131H144ZM148 129V128H147ZM171 129V128H170ZM190 129V128H189ZM57 130V129H56ZM71 130V129H70ZM73 130V129H72ZM78 130V129H77ZM76 130V131H77ZM90 130V129H89ZM100 130V129H99ZM103 130V129H102ZM136 130V129H135ZM134 130V131H135ZM179 130V129H178ZM192 130V129H191ZM38 131V130H37ZM42 131V130H41ZM41 131L37 132L40 133ZM54 131V130H53ZM68 131V130H67ZM88 131V130H87ZM140 130L138 129V131L136 130V132L138 133ZM150 131V129L148 130ZM181 131H182V128H181ZM189 130H187L188 132ZM195 131V130H193ZM192 131V133H193ZM197 131V130H196ZM36 132V131H35ZM46 132V131H45ZM59 132V131H58ZM66 132V131H65ZM63 132V133H65ZM151 132V131H150ZM151 132V133H152ZM173 132V131H172ZM176 132V131H175ZM179 132V131H178ZM67 133V132H66ZM65 133V134H66ZM75 133V132H74ZM90 133H91V130H90ZM89 133V134H90ZM94 133V131H93ZM146 133V132H145ZM149 133V132H148ZM147 133V134H148ZM154 133V134H155ZM191 133V132H190ZM247 133H250L247 134ZM55 134V133H54ZM57 134V133H56ZM61 134V133H60ZM63 134V135H65ZM92 134V133H91ZM122 134V135H123ZM155 134V135H156ZM186 134V133H185ZM51 135V133H50ZM61 134V136H63ZM73 135V134H72ZM121 135V136H122ZM133 135V133H132ZM153 135V134H152ZM179 135V134H178ZM247 135L251 137H254L255 139H257L256 141V146L255 147L252 146H248L250 148H246L245 145L246 143H248V141L246 140L247 138ZM49 136V137H47ZM52 136V135H51ZM54 136V135H53ZM56 136V135H55ZM60 136V138H61ZM74 136V135H73ZM89 136V135H88ZM94 136V135H93ZM117 136V137H118ZM146 136V134H145ZM144 136V137H145ZM149 136V135H148ZM64 137V136H63ZM72 137V136H71ZM77 137V135H76ZM75 137V138H76ZM81 137V136H80ZM84 137V136H83ZM90 137V136H89ZM124 137V138H125ZM139 137H141L139 135ZM154 137V136H152ZM217 137L219 138V140L221 139L223 142H232V143H236V145H240V144H243V149H242V153L240 154L241 156V159H240V165L242 167V169L240 170V168H233L232 167V163L231 161H228L227 163H225V160H219L217 157L215 160H213V165L216 166V162L217 164L219 163L218 165V170L220 169H223V173H220L219 171H217L218 173L214 176V178H208L209 175H211L209 172H206V168L207 166H209L210 164V161H209V152L207 154V148L208 146L211 145V143L213 141L216 142V139ZM237 137V138H236ZM88 138V137H87ZM92 138V137H91ZM94 138V137H93ZM123 138V139H124ZM134 138V136H133ZM138 138V137H137ZM249 138V137H248ZM58 139V138H57ZM68 139V137H67ZM70 139V137H69ZM77 139V138H76ZM80 139V138H78ZM136 139V138H135ZM145 139V138H144ZM152 139V138H151ZM150 139V140H151ZM156 139V138H155ZM161 138H159L160 140ZM185 139V140H186ZM215 139V140H214ZM120 140V139H119ZM130 140V139H129ZM148 140V139H146ZM162 140V141H163ZM218 140V139H217ZM218 140V141H219ZM249 140V139H248ZM117 141V140H116ZM142 141V140H141ZM182 141V142H181ZM253 141V140H252ZM80 142V141H79ZM138 142V141H137ZM146 142V141H145ZM150 142V141H149ZM152 142V141H151ZM156 142V141H155ZM161 142V140H160ZM159 142V143H160ZM67 143V142H66ZM85 143V142H84ZM142 143V142H141ZM148 143V142H147ZM163 143V142H162ZM117 144V143H116ZM164 144V143H163ZM168 144V143H167ZM218 144V143H217ZM223 144V143H221ZM225 144V143H224ZM245 144V145H244ZM80 145H82V143H80ZM122 144H120L119 146H121ZM125 145V143H124ZM137 146V144H134ZM169 145V144H168ZM167 145V146H168ZM233 145V144H232ZM249 145V144H248ZM84 146V145H83ZM113 146V144H112ZM111 146V147H112ZM115 146V145H114ZM126 146V145H125ZM139 146V145H138ZM147 145H145L144 148H148V150L151 152V156H155V160L157 161H154L155 164H159L162 163L164 164L165 166L169 165V161H167V158H161L160 160V157L162 156V153L157 149V147L154 146V144H149L147 147ZM163 147V145H160ZM159 146V147H160ZM224 146V145H223ZM222 146V147H223ZM235 146V145H234ZM247 146V145H246ZM81 147V146H79ZM170 147V145H169ZM174 147V149H175ZM225 147V146H224ZM223 147V148H224ZM228 147V145H227ZM236 147V146H235ZM242 147V146H241ZM85 150H84V149ZM114 149V147H112ZM116 148V147H115ZM142 148V147H139V149ZM161 148V147H160ZM164 148V147H163ZM171 148V147H170ZM247 150H246V149ZM87 149V150H86ZM129 149V148H128ZM145 149V150H146ZM220 149V148H219ZM225 149V148H224ZM231 149V148H230ZM260 149V150H261ZM84 150V152H82ZM96 150V151H95ZM135 150V149H134ZM141 150V149H140ZM164 150V149H163ZM162 150V151H163ZM169 150V149H168ZM167 150V151H168ZM215 150V149H214ZM222 150V148H221ZM227 150V149H225ZM233 150V149H232ZM109 151V150H108ZM137 151V150H136ZM166 151V150H165ZM169 151H173V150H169ZM219 151V150H218ZM264 151V150H263ZM143 152V151H142ZM175 152V151H174ZM217 152V151H216ZM220 152V151H219ZM225 152V151H223ZM229 152V151H228ZM259 152V151H257ZM114 153V152H113ZM167 153V152H166ZM240 153V152H239ZM106 154V155H105ZM144 154V153H143ZM147 154V152H146ZM223 154V153H222ZM136 155V154H135ZM220 155V154H219ZM224 155V154H223ZM123 156V155H122ZM150 156V155H149ZM221 156V155H220ZM238 156V155H237ZM127 157H129L127 155ZM139 157V156H138ZM144 157V156H142ZM163 157V156H162ZM219 157V156H218ZM101 159L103 158V160L101 162L97 161L98 159ZM137 158V157H136ZM135 158V159H136ZM191 158V159H190ZM96 159V160H95ZM132 159V158H131ZM139 159V158H138ZM172 159V158H171ZM174 159V158H173ZM172 159V161H174ZM214 159V158H213ZM230 159V158H229ZM247 159H248V162H247ZM257 159V160H256ZM159 160V161H158ZM210 160L211 157H210ZM228 160V159H226ZM234 160V159H233ZM262 160V159H261ZM134 161V160H133ZM149 161V160H148ZM139 163V161H137ZM175 162V161H174ZM203 162V163H202ZM151 163L153 164V162L151 161ZM221 163V164H220ZM128 164V163H127ZM150 165V164H149ZM161 165V164H160ZM234 165V164H233ZM171 166L169 165L168 167L171 168ZM137 167V166H136ZM214 167V166H213ZM134 168V167H133ZM164 168V167H162ZM215 168V167H214ZM259 168V169H258ZM167 169V168H165ZM172 169V170H173ZM48 170V171H46ZM135 170H138V169H135ZM242 170L245 171V175H242L244 177V180L243 178L240 179L239 181H242L243 180V183L241 182H238V178L239 175H240V172L242 173ZM160 171V170H158ZM170 171V170H169ZM139 172V171H138ZM136 172V173H138ZM260 172V173H261ZM134 173V174H132ZM141 173V172H140ZM151 173V172H150ZM242 173V174H244ZM259 173V172H257ZM143 174V173H142ZM264 174V173H263ZM138 175V174H137ZM141 176V175H140ZM224 176V177H222ZM142 177V176H141ZM140 177V178H141ZM153 177V176H152ZM211 177V176H210ZM88 179H92L94 180V182L91 183L92 186H89L90 182L86 181ZM148 178V177H147ZM149 179V178H148ZM147 179V180H148ZM171 179V178H170ZM236 179V180H235ZM140 180V179H139ZM150 180V179H149ZM259 180V179H257ZM138 181V180H136ZM174 181V179H173ZM139 182V181H138ZM172 182V181H171ZM182 182V183H181ZM251 182V181H250ZM133 186H131L132 184ZM149 183V182H148ZM167 183V182H165ZM170 183V182H169ZM175 183V182H174ZM203 183V182H202ZM253 183V182H252ZM255 183V182H254ZM257 183V182H256ZM264 183V182H263ZM176 184V183H175ZM156 185V184H154ZM172 185V184H171ZM178 185V184H177ZM213 185V184H212ZM174 186V185H173ZM179 186V185H178ZM134 187V188H133ZM162 187V186H161ZM160 187V188H161ZM171 187V186H170ZM215 187V186H214ZM90 188H93L90 190ZM180 187H178V190ZM252 188V189H251ZM145 189V190H144ZM177 189V188H176ZM242 189L244 191H242ZM175 190V188H174ZM173 190V191H174ZM187 190V188L185 189ZM210 190V189H209ZM214 190V189H213ZM241 190V191H239ZM166 191V190H165ZM176 191V190H175ZM181 191V190H180ZM204 191V189H203ZM154 192V193H155ZM168 192V191H167ZM187 192V191H186ZM202 192V190H201ZM174 194L176 192H173ZM200 193V192H199ZM207 193V192H206ZM227 193V192H226ZM157 194V193H155ZM161 194V193H160ZM170 194V193H169ZM188 194H189V191H188ZM203 194V193H202ZM159 195V194H157ZM165 195V193H164ZM178 195V194H177ZM199 196L201 194H198ZM204 195V194H203ZM202 195V196H203ZM220 195V194H219ZM162 195H159V196H155L154 198H156L157 200L161 201L160 204H152L151 202H153L154 200L156 199H153V201L150 200V203L151 205L150 206H153L154 208V205L156 206H160L164 201H167L164 202L166 204H168V200L170 199L169 196H168V200L167 199H164L163 202L161 199L165 198L163 196L160 197ZM171 196V194H170ZM191 196V195H190ZM201 196V197H202ZM206 196V195H205ZM224 196V195H223ZM122 197V196H121ZM160 197V198H159ZM174 197V195H173ZM136 198V197H135ZM153 198V197H152ZM116 199V200H117ZM124 199V198H123ZM126 199V198H125ZM131 198L128 199V201L130 200ZM142 199V201H141ZM149 199H150V196H149ZM231 199V198H230ZM203 200V199H202ZM201 200V201H202ZM208 200V199H207ZM218 200V199H217ZM103 201V199H102ZM113 201V200H112ZM115 201V200H114ZM136 201V199H135ZM148 201V199H147ZM158 201V202H159ZM215 201V200H214ZM116 202V201H115ZM121 202V201H120ZM136 202V203H137ZM146 202V201H145ZM145 202H143L142 204H144ZM156 202V201H155ZM157 202V203H158ZM226 202V200L224 201ZM235 202V201H234ZM118 203V202H117ZM128 203V202H127ZM134 203V202H132ZM147 203V202H146ZM149 203V202H148ZM147 203V204H148ZM202 203V202H200ZM232 203V202H231ZM236 203V204H237ZM102 204V203H100ZM112 204V202H111ZM124 204V203H123ZM130 204V203H129ZM135 204V203H134ZM139 205V203H137ZM136 204V206H137ZM141 204V203H140ZM147 204L145 205V208L147 206ZM221 204V203H220ZM230 204V203H228ZM234 204V203H233ZM106 205V204H105ZM115 205V203H114ZM113 205V206H114ZM119 205V204H118ZM144 205H142V207H144ZM163 205V204H162ZM165 205V204H164ZM173 205V204H172ZM219 205V204H218ZM223 205V204H222ZM231 205V204H230ZM109 206H110V203H109ZM133 206V205H132ZM158 206V207H159ZM174 206V205H173ZM225 206L227 207V205L225 204ZM108 207V206H107ZM106 207V208H107ZM130 207V206H128ZM157 207V208H158ZM164 207V206H163ZM168 207V206H167ZM170 207V206H169ZM168 207V208H169ZM234 207V206H233ZM101 208V207H100ZM114 208V207H113ZM132 208V207H131ZM134 208V207H133ZM141 208V206L139 207V209ZM152 208V207H151ZM150 208V210H152ZM156 208V209H157ZM178 208V207H177ZM224 208V207H223ZM232 208V207H231ZM257 208V213L253 212V215H251V212H252V209H256ZM149 209V208H148ZM155 209V208H154ZM153 209V210H154ZM178 209V211H180ZM251 209V210H250ZM130 210V209H129ZM142 210V208H141ZM144 210V208H143ZM142 210V211H143ZM149 210V212H150ZM163 210H165L163 208ZM177 210V209H176ZM239 210V209H238ZM241 210V209H240ZM239 210V212H240ZM104 211V210H103ZM132 211V210H131ZM130 211V212H131ZM134 211V210H133ZM138 211V210H137ZM140 211V210H139ZM146 211V210H145ZM170 211V210H169ZM109 212V211H108ZM120 212V211H119ZM117 212V213H119ZM148 213V210L146 211ZM162 212V211H161ZM243 212V211H241ZM104 213H106L104 211ZM115 213V212H114ZM134 213V212H133ZM146 213V214H147ZM167 213V212H166ZM173 213V212H172ZM174 213H175V210H174ZM177 213V211H176ZM144 214V213H143ZM150 214V213H148ZM157 214V213H156ZM255 214V215H254ZM116 215V214H115ZM119 215V214H118ZM121 215V214H120ZM125 215V214H124ZM128 215V214H127ZM154 215V214H153ZM168 215V214H167ZM175 215V214H174ZM129 216V215H128ZM156 216V215H155ZM173 216V214H172ZM133 217V216H132ZM147 217V215H146ZM152 217V215L150 216V218ZM154 217V216H153ZM176 217V216H175ZM262 217V216H261ZM260 217V218H261ZM106 218V217H105ZM168 218V217H167ZM174 218V217H173ZM177 218V217H176ZM174 218L175 220L179 219V218ZM259 218V219H260ZM264 218V217H263ZM108 219V218H107ZM173 219V221L175 222V220ZM111 220H114V219H111ZM143 220V219H142ZM150 219H148L149 221ZM176 221L175 224H178L179 225V222L181 221ZM262 220V219H261ZM140 221V220H139ZM153 221V220H152ZM155 221V220H154ZM153 221V222H154ZM159 221V220H158ZM116 222V221H115ZM136 222V221H135ZM147 222V221H146ZM161 222V221H160ZM172 222V221H171ZM173 222V223H174ZM110 223V222H109ZM142 223V222H141ZM140 223V224H141ZM172 225L174 226L175 224ZM134 224V223H133ZM132 224V225H133ZM154 224V223H153ZM161 224V223H159ZM182 224V223H181ZM111 225V223H110ZM127 225V224H126ZM169 225V224H168ZM171 225V224H170ZM169 225V227H171ZM177 225V226H178ZM261 225V226H260ZM112 226V225H111ZM137 226V225H136ZM160 225H158L159 227ZM175 226V227H177ZM119 227V225H118ZM179 227V226H178ZM115 228V227H113ZM142 228V227H141ZM140 228V229H141ZM172 228V227H171ZM170 228V229H171ZM174 228V227H173ZM172 228V230H174ZM107 229V228H106ZM117 229V228H116ZM114 229V230H116ZM156 228L155 231L157 232H161L159 231L160 229ZM183 229V230H182ZM127 230V229H126ZM125 230V231H126ZM134 230V229H133ZM131 230V231H133ZM139 230V228L137 229ZM102 231H104V234L102 235ZM109 231V230H108ZM118 231V230H117ZM130 231V233H131ZM154 231V232H155ZM176 231V230H175ZM114 232V231H113ZM119 232V231H118ZM117 232V233H118ZM134 232V231H133ZM138 232V231H137ZM144 232V231H143ZM146 232V231H145ZM152 232V233H154ZM163 232V231H162ZM172 232V231H171ZM122 233V232H121ZM127 233V232H125ZM129 233V231H128ZM180 233V232H178ZM111 234V232H110ZM116 234V233H114ZM120 234V233H119ZM123 234V233H122ZM135 234V233H134ZM139 234H141L139 232ZM157 234H161V233H157ZM164 234V233H163ZM163 234H161V236H158L160 241H163ZM131 235V234H130ZM176 235V233H175ZM114 236V235H113ZM117 236V235H116ZM132 236V235H131ZM139 236V235H138ZM154 236H156L154 234ZM172 236V235H171ZM104 237V236H103ZM124 237V236H123ZM122 237V239H124ZM127 237V236H126ZM129 237V236H128ZM137 237V236H136ZM135 237V238H136ZM150 237V236H149ZM148 237V238H149ZM153 237V236H152ZM179 237V238H180ZM187 237V239H188ZM147 238V239H148ZM157 238V237H156ZM173 238V237H172ZM176 238V237H175ZM109 239V238H108ZM121 239V238H120ZM118 240V241H123L122 239L121 240ZM133 239V238H132ZM153 239V238H152ZM162 239V240H161ZM113 240V239H112ZM125 240V239H124ZM127 240V239H126ZM125 240V241H126ZM131 240V238H130ZM157 240V239H156ZM168 243L169 241V238H166L165 239ZM105 240H103L104 242ZM109 241V240H108ZM116 241V239H115ZM147 241V240H146ZM151 241V240H149ZM112 242V241H111ZM130 242V241H129ZM132 242V241H131ZM155 242V241H154ZM180 242V243H179ZM117 243V241L115 242ZM120 243V242H118ZM124 243V242H123ZM135 243V242H134ZM158 243V242H157ZM160 243V242H159ZM163 243V242H161ZM110 244V243H109ZM125 244V243H124ZM132 244V243H131ZM136 244V243H135ZM221 244V245H220ZM106 245V244H105ZM104 245V246H105ZM113 245V244H112ZM118 245V244H117ZM130 245V244H129ZM146 245V244H145ZM161 245V244H159ZM163 245V244H162ZM206 246V248L202 247V246ZM109 246V245H108ZM115 246V244H114ZM125 246V245H124ZM131 246V245H130ZM150 246V245H149ZM154 246V245H153ZM225 246H227V248L223 251V254L218 256V254H215L213 253V255L210 253L212 251H214L213 249H215V252L217 251H221L222 248H225ZM113 247V246H112ZM117 247V246H115ZM159 246H157L158 248ZM161 247V246H160ZM204 248L203 250L205 251V249H207L204 253V251L202 252L200 250V248ZM221 247V248H220ZM136 248V247H135ZM151 248V247H150ZM163 248V247H162ZM201 248V249H202ZM219 250H217V249ZM105 249V251H104ZM149 249V248H148ZM153 249V248H152ZM156 249V247L154 248ZM172 249V247H171ZM161 250V249H160ZM159 250V252H160ZM212 250V251H211ZM217 250V251H216ZM119 251V250H118ZM132 251V250H131ZM174 251V252H173ZM208 251V252H207ZM117 252V251H116ZM121 252V251H120ZM120 252L118 253H115L116 255H118ZM126 252V250H125ZM138 252V251H137ZM146 252V251H145ZM145 252H141L142 253V256L145 258V260L147 262H150V260H152V256H149V252L148 254L145 253ZM202 252V253H201ZM106 253V254H105ZM124 253V251H123ZM122 253V254H123ZM133 253V252H132ZM155 253V251H154ZM194 253V255H196ZM220 253V252H219ZM130 254V255H128ZM134 254V253H133ZM133 254H131V252L128 253L126 252V255L124 253V256L126 257L128 255V259H126L128 262H130L131 260V264L134 262L135 263V258L133 257ZM162 254H165V253H162ZM186 254H188V256H185ZM190 254V255H189ZM110 255V254H109ZM113 255V253H112ZM157 255V254H156ZM160 255V254H159ZM193 255V254H192ZM191 255V257H192ZM115 256V255H114ZM119 257L121 256L118 255ZM124 256H122L121 258L123 259ZM136 256V255H134ZM117 257V256H116ZM139 256H137V259H138ZM163 257V256H162ZM184 259H183V258ZM127 258V257H126ZM134 258V259H133ZM193 258V257H192ZM112 259V258H111ZM114 259V258H113ZM120 259V258H119ZM136 259V260H137ZM154 259V258H153ZM117 260V259H115ZM121 260V259H120ZM144 260V261H145ZM162 260V259H161ZM160 260V261H161ZM166 260V259H165ZM193 260V259H192ZM191 260V261H192ZM119 261V260H118ZM122 261V260H121ZM153 261V260H152ZM151 261V263H152ZM190 261V260H189ZM215 261V262H214ZM138 262V261H136ZM188 262V261H187ZM210 262V261H209ZM133 263V264H134ZM146 263V262H145ZM156 263V262H155ZM158 263V262H157ZM160 263V262H159ZM158 263V264H159ZM167 263V262H165ZM190 263V262H189ZM192 263V262H191ZM194 263V264H195ZM205 263V262H204ZM2 264H9V263H2ZM123 264H126V263H123ZM128 264V263H127ZM130 264V263H129ZM169 264V263H168ZM184 264V263H183ZM187 264V263H186ZM193 264V263H192ZM212 264V263H211Z\"/></svg>",
	"mask_w": 264,
	"mask_h": 264
},
{
	"label": "rangeland",
	"instance_id": "rangeland-1",
	"mask_svg": "<svg viewBox=\"0 0 264 264\" xmlns=\"http://www.w3.org/2000/svg\"><path fill=\"white\" fill-rule=\"evenodd\" d=\"M12 0H3V3L1 2L0 4V9L2 10H0L1 12H0V22L1 23H3V22H5L6 21V19H8V18H10L11 17V14L14 12V10H15V7H18L19 6V4L21 3V0H13L12 2H11ZM20 1V2H19ZM210 1V0H209ZM212 1L213 0H211L210 2H211V4H212V6L213 5H217L216 7H213V10H211L212 9V7H211V9L210 8H208V9H205L204 10V12L202 13V15L206 12V10H207V12H206V14H208V11H209V14L208 15H205L204 14V17H202V15L201 16H199V17H202V19H204L203 21L205 22L204 23V26L205 27H207V28H205V27H203V30H204V32L205 33H208L209 34V32L211 33V34H214V36L213 37H216V38H218L219 36H220V38H219V40L218 39H216V38H214L213 40H212V42H214V41H220V40H222L223 39V41L221 42L222 44H224V45H222L221 43H220V46L218 45V44H215V43H217V42H215L214 43V45H212V42H211V45H210V43H208L209 45V48L212 50V53H214L215 54V52H213L214 50H213V46H215V45H218L219 46V48H216V49H218V50H216L215 49V47H214V49L216 50V55H217V53H218V51L220 52L219 54H221V59L220 60H218L219 58H220V56H219V58H217V56H215L214 54L212 55L211 54V50H202V51H200V52H202V55L204 56V55H206V56H202L201 54H199L198 52H196L197 53V57H196V55H193L192 56V58H191V60L193 59V57L194 58H196L195 60H197V61H200L199 59H202L203 58V60H201L202 61V63L204 64V67H203V64H202V66L199 64V66H197L198 68H203V72H205L206 74H203V72L200 70V75L197 73V72H195V73H193V75L195 76V78H193L192 79V81L190 82V83H187V82H184L185 84H183V85H187V87L189 88V89H187V87L185 86V89H186V92H185V94L188 92L191 96H193V98L194 99H192V97L190 98V95H188V93L185 95L186 97H188L187 99H188V107H190V111H192V113H193V111H194V115L190 112V115L192 114V116L194 117L197 113V111H196V109L198 108L199 110H198V114L196 115L197 117H199V119H201V118H204V121H202L203 119H201V121L199 120V121H197V123H195L196 125H194V123L193 124H190L191 125V127H190V125H187L188 123H189V121H188V118H187V116H189V118L190 117H192V116H190L189 114H186L185 115V113L187 112V113H189L188 112V110L187 111H185V109L184 108H182L183 107V105H182V103L181 102H178V104H176V103H174L173 104V102L170 104V106H172V104H173V106L172 107H174V108H171V107H169L170 108V110L168 109V111H170V112H168L167 111V113L165 114V116H166V118H165V116L163 115V116H156V118L153 116V114L149 117V113H145L144 115H142V116H138L140 119H138V117L136 116H132V118L131 117H129V116H127V118H129V119H126L127 120V122H125V123H131V122H129L130 120H132V122H144V123H148V124H146V128L144 129V128H142V127H136V128H131L130 129V131H131V135H130V138H126L125 136H124V134L121 136H116V137H114L115 139H112L110 142H107V143H109V144H107L108 146H107V148L106 149H108V150H106V152H107V155L106 156H111L112 154L115 156V151L117 152V150L119 151V152H117V154L116 155H119V157L118 156H115V157H117L118 159H121V161H125L124 163H126V165L128 166V168L130 167H132V169L131 170H133V172L135 173H132V174H134V175H136V176H134L133 178H132V180H131V182L133 181V179H134V187H135V191H137L136 190V187H138L137 189H141L142 187H143V185H141V183L142 184H144V188H147L148 186H150L151 185V188L153 189V187L155 188L156 186V188L155 189H153V190H156V192L155 193H157V194H159V195H162V196H160V197H162L163 198V196L165 197V198H163V199H161L160 197V200H162V202H163V200L164 199H167L168 198V196H169V200H168V204H166L167 203V201H164V202H166V203H162L159 207L158 206H156L157 204H160L161 203V201H159V200H157L156 198H154L155 196H159V195H157V194H155L154 192H153V194H154V196L151 194V195H147L146 193H147V191L145 190V191H143V188H142V190H139V191H141L144 195H145V197H144V195L141 193V195H140V192L139 191H137V193H139V195L140 196H142L143 195V197L144 198H142V199H145L146 198V200H144V201H142V199H141V201L142 202H139L140 201V199H138L137 197V194H136V198L135 197H129V198H131L129 201H128V199L129 198H127L126 196L124 197V195H120V197H118L119 199H117V198H113V196L112 197H110L109 199H105V198H102L103 199V201H102V199L100 200V203H102V204H100L99 203V210H98V208H97V211H99V213L100 212H103V214L102 213H100V215L101 216H103L104 217V215H105V217H104V219L107 221L106 222V228H105V235H103L104 234V231H102L101 233H102V235L104 236H102V238H104V239H100V241L102 240V243H104V245H103V247L102 248H106V253H108V254H106V255H108V257L110 258V260H112V262H121V264H123V263H130L131 264V260H130V262H128L126 259H128V255H130V254H128L126 257L124 256V253H125V255H126V252L128 253V251H129V253L131 252V254H133V257L135 258V263L134 264H158L159 262V264H176V263H174V262H168L169 261V259H168V257H169V254H167L168 252H171L172 250H174V248H175V250L174 251H177V254H178V250H176V249H178L179 248V246H177L176 247V244L177 245H184L183 244V241H184V239L186 238V240H185V245L184 246H182L181 248L183 249H185V248H187V247H185V246H187L186 245V243H187V240H189V237H188V235H187V237H188V239H187V237L185 236H183V234H182V232L180 231V230H178V229H180L181 228V226H183L184 227V224H183V222H182V220H180V218H179V215L180 214H178V212L180 213L182 210H183V208L181 207V205L179 204V206L177 205L176 206V204L175 203H173V202H177V199H178V196H180L181 194L180 193H182V192H184L185 191V196L187 197L188 196V198L189 199H191L193 196H194V199H196L197 200V198L196 197H198V200H197V202H202V203H198L199 205H202L203 203H205V202H212L213 204H215L217 207H221L223 210L224 209H227V208H229L230 210H232L233 208V210L232 211H234L235 210V212H237V213H241V214H239V216L241 215H243L244 214V212H246V210H244L243 209V207H241L240 206V203L238 202H236V200H235V198H232V197H230L231 195H229L230 194V192L231 193H234V192H232V191H237L238 192V190L236 189V187H226V186H223V185H218V184H214V183H212L211 181H210V179H207L206 180V182L203 180L200 184V187H199V190H197V191H194V192H192V191H190L189 189H188V187H187V185L185 186V183H184V185H183V183L182 184H180V182H177V179L174 177V175H173V173H170V172H174V166L176 165V163H177V161L179 162L180 161V159H183V158H185L186 156H182L181 155V157H180V155L179 154H177L176 155V148L177 147H175V146H171V145H173V143L172 144H170L171 142H167L169 145H170V147H169V145L166 143V142H164V140L162 139V137L163 136H159L160 134H156L155 132H152L153 130H151L152 129V127L154 128V126H156V124L157 125H160V126H162L166 131H168V130H172V131H168V132H170V133H172V134H174V139L176 140V142H178V143H180V139L182 140L183 139V137H184V139L182 140L183 142L185 141H187V139H189V138H191L192 136H196L197 134H198V132H199V130L198 129H200V127H199V123L200 124H202L203 123V125L204 126H206L209 122H208V118H209V105H210V97H211V95H212V100L214 99V98H216V97H218V98H223L224 97V94H225V92L226 93H229V95L227 96V98H225L224 100H225V102H228L229 103V101L231 100V101H234L235 99H236V97L237 96H239V94L238 93H243V92H247V93H250L251 92V90H253V89H255L256 88V86H254L253 87V84H252V87H249V86H251V85H247V84H245L246 83V81L248 80V79H250V81L249 82H254V78L255 77H252V76H245L244 75V73H245V71H243L242 69V71L240 70L239 72L237 71L236 72V68H238L239 66H238V63H237V61H236V58H237V54H238V51H239V48H240V43H241V41L243 40V35H246V33H247V35H246V37L248 36L249 37V39H248V37H247V40H249L248 41V43H250V41H252L253 42V40H251L252 39V37H250V36H252L253 35V29H251V27H247V28H244V29H240L241 27H242V25H240V23H242V22H240V23H238L240 20H242V13H246L245 15H247L250 11H252V9L255 7V4H253V2L252 1H250V3H249V0L247 1V0H241V1H239L240 3L238 4L237 2L236 3H232V5H231V3H230V1L231 0H221L222 2H224L225 4V6L223 5V3L220 1V0H215V2L214 3H212ZM216 1H218V2H216ZM9 2V3H8ZM207 2H208V0H207ZM210 2L208 3V4H210ZM220 2H221V4H220ZM13 3V4H12ZM219 3V4H218ZM247 3V4H246ZM6 4H8V6L6 5ZM12 4V5H11ZM17 6H16V5ZM64 4H66V3H64ZM235 4V5H234ZM238 4V5H237ZM241 4H242V7H239V5L241 6ZM250 6H249V5ZM59 5H61V4H56L55 5V9L56 10H58L59 9V12H57V14L59 15V13L60 12H64V13H60L61 15H59V17L61 18H59L58 17V15L57 14H55L56 13V10H54V16H56L57 15V18H55L54 17V19H52V20H49V19H47V21L48 22H46V18H49L48 17V14L47 13H45V12H50V11H47V8L45 9V7H43V9H44V11H43V9H41V8H39L38 6H36V7H38V9L42 12H44L43 13V15L41 14V12L40 11H38V9H36L38 12H34L33 11V13L35 14V15H33V18L35 19H33V18H29L28 20H26L27 21V23H26V21L24 22L25 24L24 25H26V27L24 26V28H29L30 27V29H33V27L36 25L37 26V24H38V26L40 27L39 28V30H37L36 28H38V27H35V29H33V32H32V34L35 36H33V35H31L30 36V34H28V32H30V29H28L27 31L22 27L21 28V30L22 29H24V30H22V34H23V32L24 31H26V32H24V34L23 35H21L19 32H21V30L18 32V36L16 35L17 34V32L16 31H14V33L15 34H13V35H16L15 36V39H16V42L17 41H19V38H21V36H22V39H20L21 41L22 40H27L28 39V42H27V44L25 43V41H24V43H22L21 41H19L20 42V44L19 45H16V44H18V42L15 44L16 45V47H14L13 46V48H16L17 49V47H18V49L16 50V52H19V49L21 50L22 49V52H20V54L21 53H23V54H25V57L24 56H22L23 58H21V55H23V54H19V57H18V55L16 56V57H18V63L17 64H21L20 66L22 67V65H23V70H22V68H20L19 67V65H17L16 66V62L15 61H17L16 59H15V57H14V55L13 54H11V56H9V58H6L5 59V62L3 63L2 61L0 62V63H3L1 66H2V70L0 71L1 72V81H0V117H2L0 120L1 121H3V124H4V126L6 127V128H14V129H17L16 127H21V128H25V127H27V129L29 130L30 128V132L32 133V135L33 136H36V135H40V136H42V137H44V133H45V135H49L50 137H52V139L54 140V138H55V141L57 142L58 140V142H60L61 143V139H64V140H62V141H64L63 143H61L62 145L64 144V145H68L69 143H71L72 141L73 142H75V143H77L78 145V148H82V147H85V148H90V147H92L91 146V144H89V142H86V140H91V139H94V140H96L97 139V137L96 136H98V138L99 137H101L102 136V134L101 133H103L104 132V128H102L104 125V127H107V125L110 123V121L112 122L113 121V119L114 120H116L117 118H119L120 117V115L119 114H122V112H121V110H118V109H116V107H113L114 105H115V101H112L114 98H113V96L115 95V97L117 96V88L118 87H126V80H127V77H128V81H129V77H130V79H132L131 77H134V76H138V77H143L142 79H144V77H146V76H148V70H149V74H150V78L152 79L153 77H154V75H155V77H157V73H161V74H163L164 72H166V69H167V59L165 58V57H167V47H166V45L165 44H163L162 43V45L164 46V50H163V48L160 50V48L162 47V45L159 47L158 45L160 44L159 42V40H158V42H157V48L160 50V51H163V52H161L160 53V58H162V59H159V57L157 56L158 54H159V50L157 49V52L156 53H158L157 55H156V61L155 60H153L155 63H157L158 65H160L159 66V68L162 66V64H163V66L161 67V69H155V63L153 62V61H149L150 62V64L149 65H151L152 64V62H153V64H155L154 66H148L147 67V65L146 64H148L149 62H148V60H146L147 59V50H146V46H144V42H146L147 40H145L144 38L142 39V41H139V40H137V38L135 37V41L137 42V43H135V47L136 48H140V51H138V50H133V51H135V52H133V51H131V52H129L128 53V55H130L131 54V56H133V57H130V56H128L126 53H124V49L123 50H119L120 48L122 49V44L120 43V41L118 42L117 40V36L120 38V35H118L119 34V32H114L115 31V29H114V23L111 25V24H108V28L109 29H107L106 28V26L104 27V28H106V31H108V33L103 29L102 30V32H103V34H105V33H107V34H105V36H108V38H106L103 34H102V32H100V34H101V36H103L104 37V39L106 38V39H108V40H110V38L112 37H114V36H116L115 38H113L114 39V41L115 42H113V39H111V41H106V39H105V42H106V46H105V48L104 47H102V48H104L103 49V52H104V50H105V54L103 55V53L102 52H100V51H98V49H96L95 51H94V55H92V53L90 54L89 53V55H86L85 56V54H86V52H87V54H88V51L90 52V51H92V50H89V49H87V51H84V49H86V48H84V47H80V48H82L81 50H80V48H78L80 45H79V42L78 43H76V41L81 37V35H80V37L79 36H77L76 38H74L76 35H74V33H75V31H76V27H77V24H76V22H80V21H73L74 22V24H72L71 23V25H70V28L72 27V26H75V27H73V29L71 28H68L67 29V31H65V30H62L63 28L65 29V26L63 27L62 25V27H60L59 25V21L60 20H62V18L64 17V15H65V13H66V11H64V10H69V8L67 9V4L66 5H63V3H62V9H64L63 11H61L60 9L61 8H59V7H61V6H59ZM236 6V9H235V7L233 8L232 6ZM251 5L253 6V7H251ZM56 6H58V7H56ZM63 6H65L64 8H63ZM67 6V7H66ZM5 7H7V8H5ZM35 7V8H36ZM217 7H220L221 8V10H223L222 12L224 13V15H226L225 16V20H224V16L222 15V13L220 14H217L218 13V11H216V10H219V8H217ZM222 7H223V9H222ZM244 7V8H243ZM5 8V9H4ZM214 8H215V11L217 12L216 14H215V16H214ZM217 8V9H216ZM238 8V9H237ZM247 8V9H246ZM248 8L250 9V10H248ZM252 8V9H251ZM6 9L8 10V11H6ZM226 11H225V10ZM229 9H231L230 11H228ZM241 9H243L242 10V13H240L241 11ZM245 9V10H244ZM11 12H10V11ZM203 10V9H202ZM221 10H220V12H221ZM237 10L238 11H240V12H237ZM211 11H214L213 13H211ZM249 11V12H248ZM6 12V13H5ZM226 12V13H225ZM228 12V13H227ZM231 12H233V13H235L236 15H237V17H236V15L234 16L233 15V13L231 14ZM3 13V14H2ZM5 13V14H4ZM39 14H41V16H43L42 18H41V16L39 15ZM47 14V15H46ZM50 14V13H49ZM64 14V15H63ZM213 16H212V15ZM227 14H229V15H227ZM232 16H231V15ZM264 14V13H263ZM46 15V16H45ZM63 15V16H62ZM216 15H218V16H216ZM244 15V16H245ZM7 16H9V17H7ZM35 16H36V18H35ZM62 16V17H61ZM221 17V18H218L217 19V17ZM223 16V17H222ZM228 16V17H227ZM6 17V18H5ZM208 17H210V18H208ZM5 18V19H4ZM223 18V19H222ZM236 18L238 19V20H236ZM38 19V20H37ZM56 19H59V21L57 22V20ZM216 19V20H215ZM235 19V20H234ZM1 20H4V21H1ZM30 20H33V22L35 23V22H37V21H39V22H37V23H35V25L33 26V25H31L30 23H33L32 21H30ZM56 20V23H54V21ZM209 20V21H208ZM214 21V22H211V21ZM218 20V22L220 23H217L216 21ZM223 20V21H222ZM226 20H227V22H226ZM232 21V23H231V21ZM55 24V25H58V27L57 26H55L52 22ZM236 23H235V22ZM63 21H60V23H62ZM223 22V23H222ZM226 22V23H225ZM234 22V23H233ZM50 23V24H49ZM103 23V21L101 20V24ZM206 23H208V24H206ZM230 23L231 24H233V25H231V29H230V27H229V25H230ZM30 24V25H29ZM105 25L107 24V23H104ZM219 26H218V25ZM223 24V25H222ZM224 24H226L227 26L225 27V25ZM234 24H239V26H238V28H237V26L235 25L234 26ZM41 25H43L42 27H41ZM211 25H213L212 27L213 28H217L216 30H214L212 27H211ZM221 25V26H220ZM33 26V27H32ZM49 28H48V27ZM84 26L86 27V25L84 24ZM83 26V27H84ZM216 26V27H215ZM234 28H233V27ZM46 27V28H45ZM55 27H57L58 28V30H57V28H55ZM111 27V28H110ZM211 27V28H210ZM222 27V30L220 31V28ZM223 27H225V28H223ZM42 28V29H41ZM75 28V29H74ZM210 28V29H209ZM227 28V29H226ZM236 28L238 29V31H239V33H238V31L236 30ZM41 29V30H40ZM55 31H54V30ZM60 29H61V31H60ZM70 29V30H69ZM86 29V28H85ZM99 29V28H98ZM112 31H111V30ZM240 29V30H239ZM38 32L39 31V33H38V36H37V33H35L36 31ZM48 31V32H42V31ZM72 30V31H71ZM75 30V31H74ZM209 32H208V31ZM212 30V31H211ZM226 30V32H224V31ZM35 31V32H34ZM54 33H53V32ZM61 32V34H62V32H64L63 33V35H59V32L58 33H56L55 34V32ZM68 31H71V32H69V33H72V34H69L68 35V33H67V37H65L64 38V36H66V32H68ZM101 31V30H100ZM109 31H110V34H109ZM216 31V32H215ZM219 31H220V33H219ZM237 31V32H236ZM240 31H241V33H240ZM111 32L113 33V35H111ZM213 32V33H212ZM215 32V33H214ZM219 33L220 35H217L216 33ZM221 32H224V33H226V35H224V33H221ZM229 34H228V33ZM231 32H233V33H231ZM25 33H26V37L24 36L25 35ZM43 33L45 34V35H43ZM47 33H49V34H47ZM53 33V34H52ZM81 33H85L84 31L83 32H81ZM117 33V34H116ZM235 33L237 34V35H235ZM250 33V34H249ZM40 34V35H39ZM52 34V35H51ZM59 35V38H60V36H63V40L61 41L60 39H58V35ZM76 34V33H75ZM80 33H78V35H79ZM100 34H99V37L100 38H102L101 36H100ZM116 34V35H115ZM210 34V35H211ZM223 34V35H222ZM233 34H234V38H231L230 37V35L233 37ZM252 34V35H251ZM30 37H29V36ZM72 35H74V37H72ZM216 35V36H215ZM20 36V37H19ZM38 38H37V37ZM39 36H41V37H39ZM51 38H50V37ZM53 36V37H52ZM239 36L241 37V40H240V38H239ZM257 36V35H256ZM255 35H254V38H258V36L256 37ZM19 37V38H18ZM28 37V38H27ZM31 37H32V39H35V41L33 40L32 41V39H31ZM34 37V38H33ZM43 37V38H42ZM72 37V38H71ZM226 37V39H224ZM229 37H230V39H229ZM25 38V39H24ZM27 38V39H26ZM30 38V39H29ZM39 38H41V39H39ZM49 38V39H48ZM54 38V39H53ZM70 38V39H69ZM18 39V40H17ZM38 39V41H40L38 44L37 43H35L36 42V40ZM56 39H58V41L56 40ZM68 39V40H67ZM103 39V38H102ZM103 39V40H104ZM212 39V38H211ZM229 39V40H228ZM232 39V40H231ZM240 41H239V40ZM29 40H31V42L29 43ZM44 40V41H43ZM120 40V39H119ZM160 40L161 41H164V40H162V38H160ZM229 42H228V41ZM49 41V42H48ZM53 41V42H52ZM60 41V42H59ZM64 41V42H63ZM79 41V40H78ZM226 41V42H225ZM233 41V42H232ZM238 41V42H237ZM47 42V43H46ZM52 42V43H51ZM56 42V43H55ZM73 42H75L74 44H73ZM107 42L109 43V45L107 44ZM116 42H118V43H116ZM224 42V43H223ZM61 45H60V44ZM114 43V44H113ZM116 43V44H115ZM127 43V42H126ZM23 44H26L25 46H22ZM53 44H54V46H53ZM119 44H121V46L119 45ZM137 44V45H136ZM230 44V45H229ZM28 45H30L29 47H28ZM67 45V47L65 48V46ZM71 45H75L73 48L72 47H70ZM76 45H79V46H76ZM113 47H116V49L115 48H113ZM118 45V46H117ZM130 45V44H129ZM21 46V47H20ZM34 46H36L35 48H34ZM47 46H49V48L47 47ZM57 46H59V47H61L62 46V49L61 48H58ZM108 46V47H107ZM109 46L113 49H111L110 48V51L108 50L109 49ZM222 46H224V47H222ZM236 46H238V47H236ZM23 47V48H22ZM27 47H28V49H27ZM31 47V48H30ZM42 47V48H41ZM75 47H77V48H75ZM119 49H118V48ZM142 47V48H141ZM25 48V49H24ZM32 48L34 49V50H40L41 49V51H39V52H41V54H42V56H44V54H45V56L44 57H42V56H40V55H37V54H35L36 52L34 51H32ZM48 49L47 51L45 50V49ZM51 48L53 49V52H52V50H51ZM67 48H69L70 50H73L74 48H75V50H74V52L76 51H83V52H81V54L79 55V53L77 54L76 52V55L79 57V58H82L81 60L83 61L84 59H83V55L87 58V56L88 57H91V55L93 56L92 58H88L87 60L85 59L84 61L87 63V61L90 59L91 60V62H89L88 61V63H91V65L90 64H86L85 62V64L79 59L78 61H77V59H78V57L76 56L75 58H77V59H75V60H72L71 58V60L69 59V58H67V57H69L68 56V51H66L67 52V54L66 53H64L67 57H64L63 58V52L65 51V50H67ZM101 48V49H102ZM108 48V49H107ZM166 48V49H165ZM232 48V49H231ZM237 48V49H236ZM26 50V52L24 51V50ZM31 49V50H30ZM68 49V50H69ZM77 49V50H76ZM117 49H118V51H117ZM225 49V50H224ZM234 49V50H233ZM31 51V53L33 54V56H31L32 54H28V56L26 57V55H27V52L29 53L30 51ZM36 50V51H37ZM57 51V50H60V51H57V53H58V57H57V60H60V61H58L59 63L61 62H63L64 61V64H67V65H65L64 66V64L62 63H60L61 65H62V68L60 67L61 65L60 64H58V62L56 61V65H55V67H59L58 69H57V72H63V74H64V78L62 77V79H64V80H67V78L69 77V78H72V76H73V78H72V80H71V84H70V81H69V78H68V80L67 81H64V83L65 82H69V84H67L66 86H65V90H67V88H68V90H70V92L68 91H66L68 94H70V96H71V102L69 101V99H68V103H67V101H65V102H63L64 100H62V97L58 94V96L56 95L57 93L54 91V86H53V88H52V85L55 83V76H51V68H50V66H53V65H51V64H53L52 62V58H50L49 59V57H50V55H51V53H55L54 51ZM70 50H69V53L70 54H72L73 53V55L75 56V53L73 52V51H71L70 52ZM100 50V49H99ZM108 50V51H107ZM114 50H116V51H114ZM141 50L146 54V59H145V55L141 52ZM236 50V51H235ZM238 50V51H237ZM43 51V52H42ZM46 51V52H45ZM51 51V52H50ZM62 51V52H61ZM78 51V52H79ZM121 51H123V53L121 52ZM156 51V50H155ZM166 52V54H164L165 52ZM203 51H206L207 53L205 54V52L203 53ZM230 51V52H229ZM25 52V53H24ZM38 51H37V53H39ZM98 53L97 55L98 56H96V53ZM107 52V53H106ZM108 52H110V53H108ZM138 52H140V54L142 55L141 56V59L143 58L144 60H146V61H144V60H141L140 61V54H138ZM209 52V53H208ZM47 53V54H46ZM85 53V54H84ZM119 53H122V54H126L125 56L127 57L128 56V59L125 57V56H123L122 54H119ZM136 53V54H135ZM228 53V54H227ZM230 53H232V54H230ZM237 53V54H236ZM61 54H62V56H61ZM111 55V56H108L107 57V55ZM117 54V55H116ZM133 54V55H132ZM210 54L212 55V58L214 59V57L216 58V60L218 61H216L215 60V62H214V60H213V64L211 65V63H212V60H208V56L207 55H209L210 56ZM236 54V55H235ZM35 55V56H34ZM36 55L37 56H40L41 57V59L43 58V61H45L46 59V61H47V63H46V61H45V64H43V65H41V64H39V65H36L37 63H36V61L34 62L33 61V63H32V60H35V59H33L34 57H36ZM82 55V56H81ZM99 55H101V57L99 58ZM117 57H116V56ZM134 55H137V57L136 56H134ZM161 55L163 56V57H161ZM198 55H201L202 57H199ZM13 56V57H12ZM31 57L30 59L28 58V57ZM52 57H53V55H51ZM61 56V57H60ZM105 58H104V57ZM114 56V57H113ZM120 56V57H119ZM121 56H123V58H125V59H123V58H121ZM144 56V57H143ZM165 56V57H164ZM234 56V57H233ZM33 57V58H32ZM47 57V58H46ZM94 57H95V60L96 61H94V64L96 63V62H98V64L96 63L95 64V66H94V64L92 65V60H94ZM111 57H113L114 59H112ZM116 57V58H115ZM119 57V58H118ZM134 57H136V58H134ZM199 57V59H197ZM19 58L20 59H22L23 61H24V59L25 58H27V59H25V61L26 62H28V63H26L25 61L23 62L22 60H21V62H19L20 60H19ZM58 58H60V59H58ZM61 58H63V59H61ZM69 60V61H65V60H67V59ZM105 59V63L103 64V65H100L101 63H99V62H101V60L104 62V59ZM108 58L109 59H112V60H109L112 64L114 63V65H112L113 67H112V69H111V63L108 61ZM130 58V59H129ZM131 58H133V61H131ZM138 58V59H137ZM149 58V57H148ZM164 58L166 59V60H164ZM205 58H207V59H205ZM7 59H9V60H7ZM10 59H12V62L10 61ZM65 59V60H64ZM107 59V60H106ZM116 59H120V62L121 63H123L122 65H124V63L125 64H127V65H124L123 66V69H121L122 68V66H121V63L119 64L118 62V60H117V64H116ZM121 59L123 60V62L121 61ZM137 59V60H136ZM190 59V58H189ZM189 59H187V61H189ZM209 59H211V58H209ZM235 59V60H234ZM249 58L247 57L246 59H244L243 61H244V63L245 62H248L247 60H248ZM52 61V62H50V61ZM62 60V61H61ZM115 60V61H114ZM124 60H126V61H124ZM134 60H136L137 61V63H135L136 61H134ZM138 60H139V62L141 63H139L138 62ZM206 60V61H205ZM6 61H8V63L6 62ZM30 61V62H29ZM75 61H76V63H79V65H81V67L83 66V68H82V71H81V68H80V66L79 67H77L78 66V64L77 65H75L76 63H75ZM81 61V62H80ZM106 61H108L107 63H106ZM128 61V62H127ZM193 61H194V59H193ZM196 61V62H197ZM205 63H204V62ZM14 62H15V64H14ZM72 62V63H71ZM75 64H74V63ZM127 62V63H126ZM129 62H131V63H129ZM132 62H133V65L135 64L136 66L138 65V63L141 65H138V68H136V66H135V69H133L132 70V68H134V66L131 68L130 67V65H132ZM143 62H145V63H143ZM209 62V63H208ZM5 63H6V65H5ZM24 63V64H23ZM30 63H32L34 66H31V68H29L30 67V65H32V64H30ZM34 63H36V64H34ZM42 63V62H41ZM44 63V62H43ZM51 63V64H50ZM72 65H71V64ZM80 63H82V64H80ZM235 63V64H234ZM27 66H29V67H27ZM48 64V65H47ZM60 65V66H58V65ZM108 64V65H107ZM142 64H143V66H145L144 68H142ZM152 64V65H153ZM208 64H210V65H208ZM215 64H217V66L215 65ZM3 65H5V66H3ZM15 65V66H14ZM70 65L71 66H73L74 67V69H75V66H76V72H77V74L74 72L73 73V71H74V69H70L71 67H70ZM89 65V66H88ZM105 65V69H100V68H104V67H101V66H104ZM110 65V66H109ZM120 67H119V66ZM129 65V66H128ZM158 65H156L157 67H158ZM208 67H207V66ZM11 66H13V67H11ZM25 66V67H24ZM36 66H38V67H36ZM63 66H64V68H67V67H70L69 68V70H71V74H68L69 73V71L67 70V69H65L66 70V72L64 73V69H63ZM67 66V67H66ZM85 66V67H84ZM88 66V67H87ZM90 66H94V67H97V66H99L98 68L100 69L99 71L95 68H92V70H90ZM114 66H117V67H114ZM216 66V67H215ZM235 66V67H234ZM4 67V68H3ZM33 67H35L34 69H33ZM110 70V71H108V70H106L107 68ZM119 67V68H118ZM124 67H129V69L128 68H124ZM142 69H141V68ZM196 67V68H197ZM207 69H206V68ZM18 68V69H17ZM25 68H26V70H25ZM41 68V69H40ZM50 68V69H49ZM80 68V70H78ZM88 68V69H87ZM117 68V69H116ZM130 68H131V70H132V73H135V74H133L132 75V73H131V70H130ZM147 68H149V69H147ZM206 70H205V69ZM212 68V69H211ZM11 69H12V71H11ZM32 69V70H31ZM61 69V70H60ZM85 69V70H84ZM113 69H115V72H116V70H117V72H118V70L120 69L121 70V73H124L125 72V70L126 69H128L127 70V74H128V76L127 75H125L126 74V72H125V74H124V76H123V79H124V77H125V81H124V83L123 82H121V81H119L118 80V82H117V79H115V77L117 78V76H115L114 77V75H117V72H116V74H115V72H114V70ZM138 69H140L139 71H138ZM145 69V71H147V74H146V72H144L143 70ZM147 69V70H146ZM150 69H155L156 71L157 70H159V71H155L154 72V70H153V72H152V70H150ZM234 69V70H233ZM10 70V71H9ZM15 70V71H14ZM17 70V71H16ZM21 70V71H20ZM35 70H36V72H35ZM39 70V71H38ZM59 70V71H58ZM88 71V73H90L91 71H94V70H96V71H94V72H92L93 74H92V77H91V80H93V79H95L94 81H96L95 82V84H94V82H93V85H96L95 86V88L93 87V85L91 86V85H89V84H85L86 82L85 81H83V79H82V77H80L81 75L83 76L84 74V72L85 71ZM104 70H106V71H108V72H110L109 74L107 73V74H105L106 73V71H104ZM120 70H119V72L118 73H120ZM124 70V71H123ZM135 70H137L138 72H135ZM214 70V71H213ZM19 71V72H18ZM24 71V72H23ZM29 71H31V72H29ZM33 71V72H32ZM43 71V72H42ZM79 71V72H78ZM84 71V72H83ZM98 71V72H97ZM154 74H152L151 72ZM161 71V72H160ZM196 71H197V69H196ZM198 71H199V69H198ZM234 71V72H233ZM6 72V73H5ZM20 72H21V74H20ZM28 72H29V74H28ZM40 72V73H39ZM49 72H50V74H49ZM82 74H81V73ZM97 72V74H99V76L100 75H102V74H100L101 72H105L104 74L105 75H103V76H101V77H103L104 79H100L101 77H99L98 75H95L94 73H96ZM114 72V73H113ZM128 72H130V75L131 76H129V73ZM142 73V75L145 73V76L143 75H141L140 73ZM202 72V73H201ZM207 72H209L208 74H207ZM229 72V73H228ZM13 74V75H11V74ZM32 73V75H30ZM38 73V74H37ZM139 73V74H138ZM156 73V74H155ZM197 73V74H196ZM234 73H236V74H234ZM8 76H7V75ZM66 74V75H65ZM75 74V75H74ZM79 74H80V76H79ZM110 74H111V76L112 77H110ZM151 74H152V77H151ZM24 75V76H23ZM30 77H28V76ZM36 75V76H35ZM38 75V76H37ZM68 75V76H67ZM70 75H71V77H70ZM87 75V74H86ZM91 75V74H90ZM94 75L97 77H95V78H93L94 77ZM205 75V76H204ZM231 75V77H229ZM233 75V76H232ZM40 76V77H39ZM42 76V77H41ZM63 76V75H62ZM77 76H79L80 77V79L78 80V78H77ZM106 76V77H105ZM108 76V77H107ZM220 76V77H219ZM222 76V77H221ZM224 76V77H223ZM228 76V77H227ZM239 76V77H238ZM13 77V78H12ZM18 77H20V78H18ZM38 77L41 79H38ZM49 77H52L51 79H48ZM99 77V78H98ZM136 77H134L135 79H136ZM137 77V78H138ZM149 77V76H148ZM235 77V79L237 78V83H236V87H234V88H231V85H232V79ZM243 77V78H242ZM246 77V78H245ZM6 78V79H5ZM27 78V79H26ZM66 78V79H65ZM77 80H76V79ZM112 80H111V79ZM114 78V79H113ZM150 78H145L146 80H151ZM248 78V79H247ZM251 78H253V79H251ZM259 78V77H258ZM10 81H9V80ZM16 79V80H15ZM25 79V80H24ZM34 79H36V80H34ZM38 79V80H37ZM98 79H100V80H98ZM106 79V80H105ZM135 79H132L133 81H130L131 82V84L134 82V81H136ZM144 79V80H145ZM178 80H174L175 82H180L183 78H177ZM245 79H246V81H245ZM256 80H257V78H255ZM18 80H20V82L18 81ZM23 80H24V82H23ZM27 80V81H26ZM52 82H50V81ZM97 80L99 81V82H102L103 80H105V84L103 85V82L101 83L103 86H107L106 88L105 87H103L102 85L100 86V89L102 90V92H100L101 90L100 89H98V91H96V89L97 88H99V85L97 86ZM108 80V81H107ZM113 81V82H111V81ZM227 80V81H226ZM243 80V81H242ZM3 81V82H2ZM13 81H14V83H13ZM28 81H29V83H28ZM37 81V82H36ZM73 81H76L75 83H73ZM78 81V82H77ZM107 81V82H106ZM201 81V82H200ZM216 81V82H215ZM16 82V83H15ZM22 82L24 83V85L22 84ZM80 82H84V85L86 86H83V83H82V85L80 84ZM109 82V84L108 85H110V82H111V85H110V88L108 87V85H106L107 83ZM121 82V83H120ZM208 82V83H207ZM222 82V83H221ZM224 82H227V83H224ZM21 83V84H20ZM37 83V84H36ZM113 83H116L115 85L117 86L116 88H115V85L113 84ZM120 83V84H119ZM123 83V84H122ZM126 83V84H125ZM230 84V86H229V84ZM255 83H256V81H255ZM255 83H254V85H255ZM27 84V85H26ZM49 84V85H48ZM76 84V85H75ZM125 84V85H124ZM228 84V85H227ZM238 84V85H237ZM242 84V85H241ZM18 85H20V86H17ZM48 85V86H47ZM121 85V86H120ZM128 86L127 87H129V88H131L130 86H129V82H128V84H127ZM213 85V86H212ZM244 85V86H243ZM28 86V87H27ZM34 88H33V87ZM51 86V88H49ZM115 88L116 90H114L113 88ZM219 86V87H218ZM224 86V87H223ZM229 86V87H228ZM22 87V88H21ZM27 87V89L25 90V88ZM30 87H31V90H30ZM42 87V88H41ZM46 87H47V90H46ZM69 87H70V89H69ZM74 89H77V90H74ZM78 87H80L81 89H79ZM85 87V88H84ZM89 87V89H86V88H88ZM221 87V88H220ZM241 87V88H240ZM6 88V89H5ZM83 88V89H82ZM93 88L95 89V91L93 90ZM132 88H133V84H132ZM192 90H191V89ZM211 88V89H210ZM218 88V89H217ZM220 88V89H219ZM224 88V89H223ZM228 88V89H227ZM239 88H240V90H239ZM245 88V89H244ZM249 88H251L250 90H249ZM11 89V90H10ZM23 89V90H22ZM40 89V91H38ZM53 89V90H52ZM86 91H85V90ZM104 89V90H103ZM112 89V90H111ZM197 89V90H196ZM230 89V90H229ZM248 89V90H247ZM30 90V91H29ZM108 90H110V91H108ZM114 90V91H113ZM192 92H191V91ZM224 90V91H223ZM229 90V91H228ZM239 90V91H238ZM243 90H246V91H243ZM1 91H4V92H1ZM7 91V92H6ZM10 91V92H9ZM12 91H14V93L15 94H13V96H12V94H11V92ZM34 91V92H33ZM42 91V93H40ZM43 91L45 92V93H43ZM77 91V92H76ZM80 91H83V93H81ZM94 91V92H93ZM191 93H190V92ZM196 91V92H195ZM221 91H222V93H221ZM243 91V92H242ZM254 91V90H253ZM263 91H264V89H263ZM9 92V93H8ZM31 94H30V93ZM33 92V93H32ZM52 92H54V94H53V97H52V95H51V97L53 98H51L50 97V94H52ZM86 92V93H85ZM89 92H93V94H95V93H98L97 94V99L96 98H94L95 97V95H93V94H91L90 93V95L88 96L87 95V101H88V99H90L89 100V103L87 102V104H89L88 106H89V108L87 109V108H85V104L83 103V101H80V100H83L82 98H84V96L86 95V94H88ZM104 92H106L105 94H104ZM109 92V93H108ZM217 92H219V93H217ZM231 92V93H230ZM4 93V94H3ZM7 93V94H6ZM37 93V94H36ZM41 95H40V94ZM48 93V94H47ZM76 93H77V95H76ZM79 93H81V94H79ZM101 93V94H100ZM108 93V94H107ZM215 93V94H214ZM33 94V95H32ZM72 94V95H71ZM82 94H85V95H82ZM102 94H104V96L107 94V96L105 97V98H103V101L101 100V96H103ZM110 94V97H112L111 99H108V98H110L108 95ZM193 94V95H192ZM213 94H214V96H213ZM238 94V95H237ZM5 95V96H4ZM15 95V96H14ZM20 95V96H19ZM21 95H23V96H21ZM39 95V96H38ZM80 95H82L81 97H80ZM91 95H93V96H91ZM113 95V96H112ZM217 95V96H216ZM2 96V97H1ZM7 96V97H6ZM29 96V97H28ZM31 96V97H30ZM69 96V95H68ZM70 96H69V98H70ZM75 96V97H74ZM100 96V97H99ZM103 96V97H104ZM198 96V97H197ZM216 96V97H215ZM16 97V98H15ZM22 97V98H21ZM33 97H34V99H33ZM41 97V98H40ZM72 97H74V99L72 98ZM108 97V98H107ZM15 98V99H14ZM21 98V99H20ZM59 98H61L60 100H59ZM94 98V100L92 101V99ZM208 98H209V100H208ZM19 99H20V102H18L17 103V101H19ZM27 99V100H26ZM40 99V100H39ZM73 99V100H72ZM100 99V100H99ZM190 99V100H189ZM191 99H192V103H191ZM234 99V100H233ZM38 101V103H37V101ZM44 100V101H43ZM61 100H62V103L64 104V103H67L68 105H69V107H67L68 108V110H69V112H68V110H66V108H63L62 106H63V104H61ZM97 100V102H95V104H94V101H96ZM203 100V101H202ZM16 101V102H15ZM24 101V102H23ZM52 101V102H51ZM53 101H55V102H53ZM78 101V102H77ZM99 101H102V102H99ZM197 101V102H196ZM206 101V102H205ZM209 101V102H208ZM230 101V102H231ZM51 102V103H50ZM80 102H82V103H80ZM112 102V103H111ZM189 102H190V104H189ZM201 102H205V103H201ZM31 103V104H30ZM70 103V104H69ZM92 105H91V104ZM19 104H20V106H19ZM29 104V105H28ZM45 104V105H44ZM52 104V106H53V104H54V106L53 107H51L50 105ZM76 106H74V105ZM84 104V105H83ZM97 107L98 106V112H96V107H95V110H94V105ZM108 104V105H107ZM203 104V105H202ZM11 105V106H10ZM15 105L17 106V107H15ZM22 105V106H21ZM34 107H33V106ZM71 105V106H70ZM79 105V107H77ZM81 105V106H80ZM91 105V106H90ZM174 105H176V106H174ZM182 105V106H181ZM26 106V107H25ZM30 106V107H29ZM41 106V107H40ZM51 108H50V107ZM74 106V107H73ZM84 106V107H83ZM106 106H107V108H106ZM110 106V108L108 109V107ZM177 106H179V107H177ZM180 106H181V108L182 109H184V113L183 112H180L182 109H180ZM195 106V107H194ZM202 106V107H201ZM204 106L206 107V108H204ZM9 107V108H8ZM13 107V108H12ZM44 109H43V108ZM100 107V108H99ZM101 107H103L104 109H106V110H104V109H102ZM197 107V108H196ZM17 108V109H16ZM26 108V109H25ZM39 108V109H38ZM51 110H50V109ZM71 108H73V109H71ZM83 108V109H82ZM85 108V109H84ZM92 108H93V110H92ZM113 108V109H112ZM115 108V109H114ZM193 108V109H192ZM200 108H202V110H201V112H200ZM21 109V110H20ZM24 109V110H23ZM31 109V110H30ZM34 109H35V111H34ZM46 109V110H45ZM53 109V110H52ZM61 109V110H60ZM107 109H108V111H107ZM112 109V110H111ZM177 109H178V111L179 112H177ZM192 109V110H191ZM204 109H207L206 111L204 110ZM6 110V111H5ZM13 110V111H12ZM23 110V111H22ZM58 110V111H57ZM65 111V112H63V111ZM85 110V111H84ZM91 110V111H90ZM101 110V111H100ZM116 110L117 111H119V113L117 112L116 113ZM172 110V111H171ZM176 110V111H175ZM206 112H204V111ZM4 111V112H3ZM12 111V112H11ZM20 111L22 112V113H20ZM88 111H90V112H88ZM106 111V112H105ZM183 111V110H182ZM3 112V113H2ZM11 112V113H10ZM17 112V113H16ZM26 112V113H25ZM29 112H30V114H29ZM37 112V113H36ZM51 112V113H50ZM55 112H58L57 114L55 113ZM73 112V113H72ZM78 112V113H77ZM87 112V113H86ZM95 112V113H94ZM108 112H110L109 113V115H108ZM121 112V113H120ZM124 112V111H123ZM146 112H148V110L146 111ZM28 113V114H27ZM53 113V114H52ZM55 113V114H54ZM85 113V114H84ZM96 113H98V115L97 116H95V114ZM106 113V114H105ZM178 115H177V114ZM182 113V114H181ZM201 113V114H200ZM51 114V115H50ZM65 116H63V115ZM69 114H70V116H69ZM72 114V115H71ZM73 114H75V115H73ZM87 114V115H86ZM106 115L107 117L108 116H110V117H105L104 115ZM147 114V116H145ZM149 114V115H148ZM168 114H170L169 116H168ZM173 114V115H172ZM200 114V115H199ZM203 114V115H202ZM205 114V115H204ZM10 115V116H9ZM21 115V116H20ZM31 115V116H30ZM39 115H41V116H39ZM53 115V116H52ZM55 115V116H54ZM68 115V117H66ZM84 115V116H83ZM87 116V118H86V116ZM114 117H113V116ZM119 115V117H117ZM174 116L175 115V117L177 116V118H175V117H172V116ZM180 115L182 116V117H180ZM185 115V116H184ZM199 115V116H198ZM212 115V114H211ZM5 116V117H4ZM25 116V117H24ZM57 116V117H56ZM58 116H60V117H58ZM90 118H89V117ZM95 116V117H94ZM122 116V115H121ZM143 116H144V118L146 117V119H148V120H146V119H144L143 118ZM152 116H153V118H152ZM171 116V117H170ZM195 116V117H196ZM9 117V118H8ZM18 117V118H17ZM22 117H24V118H22ZM40 117V118H39ZM71 117V118H70ZM83 117V118H82ZM105 117V118H104ZM112 117H113V119H112ZM135 117V118H134ZM164 117V118H163ZM167 117H169L168 119H167ZM185 117V118H184ZM201 117V118H200ZM210 117H212V116H210ZM17 118V119H16ZM33 118V119H32ZM37 118V119H36ZM45 118V119H44ZM47 118H49L47 121H46V119ZM52 118H54V119H52ZM61 120H60V119ZM65 118V120H63ZM93 118V119H92ZM98 118V119H97ZM103 118H104V121H103ZM131 118V119H130ZM143 118V120H141ZM150 118V119H149ZM151 118L152 119H154L153 121L151 120ZM157 118H159V119H157ZM164 119V120H162V119ZM173 118V119H172ZM9 119H10V121H9ZM13 119H14V121H13ZM36 121H35V120ZM42 119V120H41ZM51 119V120H50ZM102 119V120H101ZM112 119V120H111ZM165 119L168 121H165ZM170 119V120H169ZM179 119H180V121H179ZM191 119V118H190ZM189 119V120H190ZM193 119V118H192ZM192 119L190 120V123H192L193 121H192ZM8 120V121H7ZM34 120V121H33ZM50 120V121H49ZM53 120V121H52ZM81 120V121H80ZM92 120L94 121V122H92ZM102 122H101V121ZM125 120V121H126ZM134 120H136V121H134ZM139 120V121H138ZM158 120V121H157ZM186 120V121H185ZM249 122H256V120H257V118L256 117H250L249 116ZM251 120V121H250ZM19 121V122H18ZM26 121V122H25ZM28 121V122H27ZM30 121V122H29ZM59 121V122H58ZM65 121H66V123H65ZM96 121V122H95ZM105 121H106V124H105ZM146 121H149V122H146ZM157 121V122H156ZM163 123H162V122ZM173 123H172V122ZM14 122V123H13ZM17 122V123H16ZM21 122H23V123H21ZM36 123V125H34L35 123ZM55 122V123H54ZM61 122H62V124H61ZM75 122V123H74ZM78 122V123H77ZM88 122H89V124H88ZM91 122V123H90ZM100 122V123H99ZM151 122V123H150ZM155 122H156V124H155ZM166 122V123H165ZM24 123H26V124H24ZM49 123V124H48ZM59 123V124H58ZM70 123V124H69ZM101 124V125H97V124ZM150 123V124H149ZM160 123V124H159ZM172 123V124H171ZM182 123V124H181ZM185 123V124H184ZM8 124V125H7ZM11 124V125H10ZM22 124V125H21ZM23 124H24V126H23ZM92 124V125H91ZM95 124V125H94ZM163 124V125H162ZM28 125V126H27ZM49 125V126H48ZM68 127H67V126ZM70 125V126H69ZM75 125V126H74ZM103 125V126H102ZM149 127H148V126ZM151 125H152V127H151ZM167 125H168V128H167ZM182 127H181V126ZM192 125H194V127L192 126ZM34 126H36L35 127V129H34ZM52 126H55L54 128L52 127ZM57 126V127H56ZM59 126H62V127H59ZM93 126H95V127H93ZM98 126V127H97ZM169 126H171V127H169ZM173 126V127H172ZM196 126H197V128H196ZM18 127V128H19ZM50 127V128H49ZM52 127V128H51ZM180 127V128H179ZM187 127H189L188 129H187ZM255 127V126H254ZM23 128V129H24ZM33 128V129H32ZM48 128V129H47ZM59 128H64V129H59ZM68 128V129H67ZM85 128H87L86 130H82V129H85ZM97 128H99V129H97ZM103 130H102V129ZM148 128V129H147ZM171 128V129H170ZM181 128H182V131H181ZM196 128V129H195ZM251 128V127H250ZM23 129H21V130H23ZM26 129V128H25ZM57 129V130H56ZM71 129V130H70ZM73 129V130H72ZM78 129V130H77ZM91 130V133H90V130ZM97 129V131H95ZM138 131V129L140 130L138 133L136 132V130ZM144 129V131H142ZM150 129V131L152 132H150V131H148ZM179 129V130H178ZM192 129V130H191ZM252 129V128H251ZM38 130V131H37ZM42 130V131H41ZM54 130V131H53ZM68 130V131H67ZM77 130V131H76ZM88 130V131H87ZM135 130V131H134ZM187 130H189L188 132H187ZM193 130H195V131H193ZM197 130V131H196ZM36 131V132H35ZM39 131H41L40 133H38L37 134V132H39ZM46 131V132H45ZM59 131V132H58ZM67 133H66V132ZM93 131H94V133H93ZM176 131V132H175ZM179 131V132H178ZM192 131H193V133H192ZM63 132H65V133H63ZM75 132V133H74ZM146 132V133H145ZM149 132V133H148ZM191 132V133H190ZM50 133H51V135H50ZM55 133V134H54ZM57 133V134H56ZM63 135V134H65V135H63V136H61V134ZM90 133V134H89ZM132 133H133V135H132ZM148 133V134H147ZM156 135H155V134ZM186 133V134H185ZM74 136H73V135ZM101 135V136H99V135ZM145 134H146V136H145ZM153 134V135H152ZM179 134V135H178ZM247 134H249L250 135V133H247ZM54 135V136H53ZM56 135V136H55ZM76 135H77V137H76ZM90 137H89V136ZM94 135V136H93ZM139 135L141 136V137H139ZM149 135V136H148ZM249 135H247V138H246V140L248 141V143H246V145H245V147L247 148L248 146H252V148H253V146L255 147V145H256V141H257V139H255L254 137H251L250 138V136ZM49 136H47V137H49ZM60 136H61V138H60ZM72 136V137H71ZM81 136V137H80ZM84 136V137H83ZM133 136H134V138H133ZM145 136V137H144ZM152 136H154V137H152ZM67 137H68V139H67ZM69 137H70V139H69ZM77 139H76V138ZM88 137V138H87ZM92 137V138H91ZM94 137V138H93ZM125 137V138H124ZM138 137V138H137ZM249 137V138H248ZM58 138V139H57ZM78 138H80V139H78ZM124 138V139H123ZM136 138V139H135ZM145 138V139H144ZM152 138V139H151ZM156 138V139H155ZM159 138H161L160 140H161V142H160V140H159ZM187 138V139H186ZM237 138V137H236ZM71 139H72V141H71ZM120 139V140H119ZM130 139V140H129ZM146 139H148V140H146ZM151 139V140H150ZM186 139V140H185ZM217 139L219 140V138L217 137ZM216 139V142L215 141H213L212 143H211V145L210 146H208V148H207V154H208V152H209V161H210V164H209V166H207V167H205L206 168V172H211L210 174L211 175H209V177L208 178H214V176L218 173L217 171H219L220 173H223V169H220V170H218V165H219V163L217 164V162H216V166L215 165H213V160H215L216 159V157L219 159V160H225V163H227L228 161H231V163H232V167L233 168H240V170L242 169V167L241 166H239L240 164V159H241V157H239V156H241L240 154L242 153L241 151H242V149L244 148L243 147V144H240V145H236V143H232V142H230V143H226V142H223L221 139L218 141ZM249 139V140H248ZM117 140V141H116ZM142 140V141H141ZM163 140V141H162ZM215 140V139H214ZM253 140V141H252ZM80 141V142H79ZM92 141V140H91ZM138 141V142H137ZM146 141V142H145ZM150 141V142H149ZM152 141V142H151ZM156 141V142H155ZM181 141V142H182ZM67 142V143H66ZM85 142V143H84ZM142 142V143H141ZM148 142V143H147ZM160 142V143H159ZM164 144H163V143ZM80 143H82V145H80ZM117 143V144H116ZM124 143H125V145H124ZM218 143V144H217ZM221 143H223V144H221ZM225 143V144H224ZM112 144H113V146H112ZM120 144H122L121 146H119ZM134 144H137V146L136 145H134ZM149 144H154V146L155 147H157V149L162 153V156L160 157V160H161V158H165L166 159V157L168 158L167 159V161H171L173 164H174V166H173V164H172V166H171V162L169 163V165L171 166V168L170 167H168L169 165H167V166H165L164 164H162V163H160L159 162V164L157 163V164H155L157 161L155 160V156L153 155V156H151L152 154H151V152L148 150V148L146 149V148H144L145 147V145H149ZM233 144V145H232ZM249 144V145H248ZM84 145V146H83ZM115 145V146H114ZM139 145V146H138ZM160 145H163V147L162 146H160ZM168 145V146H167ZM225 147H224V146ZM227 145H228V147H227ZM236 147H235V146ZM79 146H81V147H79ZM114 147V149L112 148V147ZM144 146V147H143ZM146 146V147H147ZM161 148H160V147ZM225 148V149H227V150H225L223 147ZM242 146V147H241ZM256 146H258V145H256ZM116 147V148H115ZM139 147H142V148H140L139 149ZM174 147H175V149H174ZM250 147H248V148H250ZM129 148V149H128ZM220 148V149H219ZM221 148H222V150H221ZM231 148V149H230ZM245 148V149H246ZM84 149V148H83ZM135 149V150H134ZM146 149V150H145ZM164 149V150H163ZM173 150V151H169V150ZM215 149V150H214ZM233 149V150H232ZM255 150H257V151H259V152H257V151H254V154L252 155V160H255V158H257V159H260V161H263L264 160V149L262 148H260L259 147V149H258V147L256 148H254ZM261 149V150H260ZM85 150V149H84ZM84 150L82 151V152H84ZM87 150V149H86ZM137 150V151H136ZM163 150V151H162ZM166 150V151H165ZM168 150V151H167ZM220 152H219V151ZM241 150V151H240ZM247 150V149H246ZM96 151V150H95ZM110 151H112V154H110L111 152ZM143 151V152H142ZM175 151V152H174ZM217 151V152H216ZM223 151H225V152H223ZM229 151V152H228ZM114 152V153H113ZM146 152H147V154H146ZM167 152V153H166ZM240 152V153H239ZM144 153V154H143ZM224 155H223V154ZM109 154V155H108ZM136 154V155H135ZM221 156H220V155ZM123 155V156H122ZM127 155L129 156V157H127ZM150 155V156H149ZM238 155V156H237ZM139 156V157H138ZM142 156H144V157H142ZM219 156V157H218ZM137 157V158H136ZM183 157V158H182ZM210 157H211V159L212 160H210ZM132 158V159H131ZM136 158V159H135ZM139 158V159H138ZM175 161H172V159ZM214 158V159H213ZM230 158V159H229ZM96 159H98V158H96ZM95 159V160H96ZM102 160H103V158H101ZM101 159H98L97 161H99V162H101L102 160ZM191 159V158H190ZM226 159H228V160H226ZM234 159V160H233ZM256 159V160H257ZM262 159V160H261ZM134 160V161H133ZM149 160V161H148ZM137 161H139V163L137 162ZM151 161L153 162V164L151 163ZM154 161H156L155 163H154ZM159 161V160H158ZM247 162H248V159H247ZM128 163V164H127ZM203 163V162H202ZM150 164V165H149ZM161 164V165H160ZM221 164V163H220ZM234 164V165H233ZM137 166V167H136ZM215 168H214V167ZM134 167V168H133ZM162 167H164V168H162ZM129 168V169H130ZM165 168H167V169H165ZM135 169H138V170H135ZM173 169V170H172ZM259 169V168H258ZM158 170H160V171H158ZM170 170V171H169ZM46 171H48V170H46ZM139 171V172H138ZM136 172H138V173H136ZM141 172V173H140ZM151 172V173H150ZM245 171H243L242 170V173H244ZM257 172H259V173H257ZM261 171L260 170H255V175H254V179H250V181L248 180V182L246 181V183H249L250 185H251V187H253V184L254 185H256V186H261V187H264V170L260 173ZM143 173V174H142ZM241 172H240V175H239V177H237L238 179V182H241V183H243V180H244V177L242 176V175H245V173L244 174H242ZM138 174V175H137ZM142 177H141V176ZM153 176V177H152ZM211 176V177H210ZM141 177V178H140ZM150 179H148V178ZM222 177H224V176H222ZM171 178V179H170ZM243 178V180L242 181H239L240 179H242ZM140 179V180H139ZM148 179V180H147ZM173 179H174V181H173ZM257 179H259V180H257ZM136 180H138V181H136ZM236 180V179H235ZM86 181H88V182H90L89 184V186H92L91 185V183L92 182H94V180H92V179H88L87 178V180ZM172 181V182H171ZM141 182V183H140ZM149 182V183H148ZM165 182H167V183H165ZM170 182V183H169ZM176 184H175V183ZM253 182V183H252ZM255 182V183H254ZM257 182V183H256ZM132 184V183H131ZM133 184L131 185V186H133ZM148 184V186L146 187V185ZM154 184H156V185H154ZM172 184V185H171ZM179 186H178V185ZM213 184V185H212ZM140 185L142 186V187H140ZM174 185V186H173ZM153 186V187H152ZM162 186V187H161ZM171 186V187H170ZM215 186V187H214ZM133 187V188H134ZM161 187V188H160ZM178 187H180L179 189L181 190H178ZM174 188H175V190H174ZM177 188V189H176ZM187 188V190H185ZM91 189H93V188H90V190ZM203 189H204V191H203ZM210 189V190H209ZM214 189V190H213ZM252 189V188H251ZM166 190V191H165ZM174 190V191H173ZM201 190H202V192H201ZM168 191V192H167ZM187 191V192H186ZM188 191H189V194H188ZM239 191H241V190H239ZM242 191H244L243 189H242ZM173 192H176L175 194L173 193ZM200 192V193H199ZM207 192V193H206ZM227 192V193H226ZM161 193V194H160ZM164 193H165V195H164ZM171 194V196H170V194ZM204 195H203V194ZM178 194V195H177ZM183 194V193H182ZM198 194H201L200 196L198 195ZM220 194V195H219ZM168 195V196H167ZM173 195H174V197H173ZM191 195V196H190ZM203 195V196H202ZM206 195V196H205ZM224 195V196H223ZM234 195H235V193H234ZM122 196V197H121ZM149 196H150V199H149ZM183 196H184V194H183ZM202 196V197H201ZM153 197V198H152ZM177 197V199H175ZM124 198V199H123ZM126 198V199H125ZM173 198V199H172ZM231 198V199H230ZM117 199V200H116ZM135 199H136V201H135ZM147 199H148V201H147ZM152 199V200H151ZM153 199H156V200H154L153 201ZM173 200V202L171 203V205H169L170 203H169V201L170 200ZM203 199V200H202ZM208 199V200H207ZM218 199V200H217ZM113 200V201H112ZM116 202H115V201ZM137 200H139L138 202H137ZM150 200L151 201H153V202H151L152 204H156V205H154V208H153V206H150L151 205V203H150ZM192 200H193V198H192ZM202 200V201H201ZM215 200V201H214ZM226 200V202H224ZM121 201V202H120ZM148 203H146V202ZM156 201V202H155ZM159 201V202H158ZM235 201V202H234ZM111 202H112V204H111ZM118 202V203H117ZM128 202V203H127ZM132 202H134V203H132ZM139 203V205L137 204V203ZM143 202H145L144 204L146 205L147 204V206H148V208L146 207L145 208V205L144 204H142ZM158 202V203H157ZM171 202V201H170ZM215 202V203H214ZM232 202V203H231ZM109 203H110V206H109ZM114 203H115V205H114ZM124 203V204H123ZM130 203V204H129ZM141 203V204H140ZM178 203V202H177ZM221 203V204H220ZM228 203H230V204H228ZM234 203V204H233ZM237 203V204H236ZM106 204V205H105ZM119 204V205H118ZM136 204H137V206H136ZM165 204V205H164ZM174 206H173V205ZM219 204V205H218ZM223 204V205H222ZM225 204L227 205V207L225 206ZM114 205V206H113ZM133 205V206H132ZM142 205H144V207H142ZM108 206V207H107ZM128 206H130V207H128ZM141 206V208H142V210H143V208H144V210L142 211L141 210V208L139 209V207ZM164 206V207H163ZM169 208H168V207ZM234 206V207H233ZM101 207V208H100ZM107 207V208H106ZM114 207V208H113ZM132 207V208H131ZM134 207V208H133ZM154 209H152V208ZM158 207V208H157ZM178 207V208H177ZM224 207V208H223ZM232 207V208H231ZM150 208L152 209V210H150ZM157 208V209H156ZM163 208L165 209V210H163ZM179 208H182V210H180ZM130 209V210H129ZM177 209V210H176ZM178 209L180 210V211H178ZM240 210V212H239V210ZM106 212V213H104V211ZM132 210V211H131ZM134 210V211H133ZM138 210V211H137ZM140 210V211H139ZM148 210V213H150V214H148L146 211ZM149 210H150V212H149ZM170 210V211H169ZM174 210H175V213H174ZM251 210V209H250ZM257 208L254 210V209H252V212H251V215H253V212H255V213H257ZM109 211V212H108ZM120 211V212H119ZM131 211V212H130ZM162 211V212H161ZM176 211H177V213H176ZM241 211H243V212H241ZM115 212V213H114ZM117 212H119V213H117ZM134 212V213H133ZM167 212V213H166ZM173 212V213H172ZM144 213V214H143ZM147 213V214H146ZM157 213V214H156ZM243 213V214H242ZM263 214H261V213H258V215H256L257 217H256V219H257V221H259L260 220V222H261V224H263L264 225V212H262ZM116 214V215H115ZM119 214V215H118ZM121 214V215H120ZM125 214V215H124ZM129 216H128V215ZM154 214V215H153ZM168 214V215H167ZM172 214H173V216H172ZM175 214V215H174ZM146 215H147V217H146ZM152 215V217L150 218V216ZM156 215V216H155ZM255 215V214H254ZM133 216V217H132ZM154 216V217H153ZM177 218H179V219H177ZM262 216V217H261ZM168 217V218H167ZM176 218L178 221L180 220L181 222H179V225L178 224H175L176 223V221L177 220H175L174 218ZM261 217V218H260ZM108 218V219H107ZM260 218V219H259ZM111 219H114V220H111ZM143 219V220H142ZM148 219H150L149 221H148ZM173 219L175 220V222L173 221ZM262 219V220H261ZM140 220V221H139ZM154 222H153V221ZM159 220V221H158ZM116 221V222H115ZM136 221V222H135ZM147 221V222H146ZM161 221V222H160ZM172 221V222H171ZM111 223V225H110V223ZM142 222V223H141ZM174 222V223H173ZM134 223V224H133ZM141 223V224H140ZM154 223V224H153ZM159 223H161V224H159ZM172 223L173 224H175L174 226L172 225ZM182 223V224H181ZM127 224V225H126ZM133 224V225H132ZM174 229V230H172V228L171 227H169V225ZM118 225H119V227H118ZM137 225V226H136ZM158 225H160L159 227H158ZM179 227H178V226ZM175 226H177V227H175ZM261 226V225H260ZM113 227H115V228H113ZM142 227V228H141ZM117 228V229H116ZM139 228V230H137ZM141 228V229H140ZM156 228H158V229H160L159 231H161V232H157V231H155L156 230ZM171 228V229H170ZM178 228V229H177ZM114 229H116V230H114ZM127 229V230H126ZM134 229V230H133ZM157 229V230H158ZM109 230V231H108ZM119 232H118V231ZM126 230V231H125ZM131 230H133V231H131ZM176 230V231H175ZM183 230V229H182ZM114 231V232H113ZM128 231H129V233H128ZM130 231H131V233H130ZM138 231V232H137ZM144 231V232H143ZM146 231V232H145ZM155 231V232H154ZM163 231V232H162ZM172 231V232H171ZM110 232H111V234H110ZM118 232V233H117ZM123 234H122V233ZM125 232H127V233H125ZM139 232L141 233V234H139ZM152 232H154V233H152ZM178 232H180V233H178ZM114 233H116V234H114ZM120 233V234H119ZM135 233V234H134ZM157 233H161V234H163L164 236L162 237L163 238V241H160V239H159V237L158 236H161V234H157ZM175 233H176V235H175ZM132 236H131V235ZM154 234L156 235V236H154ZM114 235V236H113ZM117 235V236H116ZM139 235V236H138ZM158 235V236H157ZM172 235V236H171ZM124 236V237H123ZM127 236V237H126ZM129 236V237H128ZM137 236V237H136ZM150 236V237H149ZM153 236V237H152ZM180 236H183L184 237V239L182 238L181 239V237ZM122 237L126 240H124V239H122ZM136 237V238H135ZM149 237V238H148ZM157 237V238H156ZM173 237V238H172ZM176 237V238H175ZM180 237V238H179ZM109 238V239H108ZM122 239L123 241H118L119 239ZM130 238H131V240H130ZM133 238V239H132ZM148 238V239H147ZM153 238V239H152ZM166 238H169V241H168V243H167V241L165 240ZM113 239V240H112ZM115 239H116V241H117V243H115L116 241H115ZM120 239V240H121ZM157 239V240H156ZM175 239H177V241H180L181 242V244H178V243H176V242H174V240ZM103 240H105L104 242H103ZM109 240V241H108ZM147 240V241H146ZM149 240H151V241H149ZM162 240V239H161ZM112 241V242H111ZM130 241V242H129ZM132 241V242H131ZM155 241V242H154ZM118 242H120V243H118ZM125 244H124V243ZM136 244H135V243ZM158 242V243H157ZM160 242V243H159ZM161 242H163V243H161ZM179 242V243H180ZM110 243V244H109ZM132 243V244H131ZM113 244V245H112ZM114 244H115V246H117V247H115L114 246ZM118 244V245H117ZM131 246H130V245ZM146 244V245H145ZM159 244H161V245H159ZM163 244V245H162ZM109 245V246H108ZM125 245V246H124ZM150 245V246H149ZM154 245V246H153ZM221 245V244H220ZM113 246V247H112ZM157 246H159L158 248H157ZM161 246V247H160ZM136 247V248H135ZM151 247V248H150ZM156 247V249H154ZM163 247V248H162ZM171 247H172V249H171ZM202 247H204V248H206V246L204 245V246H202ZM201 247V248H202ZM149 248V249H148ZM153 248V249H152ZM181 248H179L180 250V252L182 251V249ZM200 248V250L203 252L204 250V248H202L201 249ZM221 248V247H220ZM219 248V249H220ZM227 248V246H225V248H222L221 249V251L219 250V249H217V250H219V251H217V252H215V249H213L214 251H212V252H210L212 255H213V253H214V255L215 254H218V256H220V255H222L223 254V251L225 250ZM161 249V250H160ZM119 250V251H118ZM125 250H126V252H125ZM132 250V251H131ZM159 250H160V252H159ZM207 249H205V251H206ZM223 250V251H222ZM104 251H105V249H104ZM117 251V252H116ZM121 251V252H120ZM123 251H124V253H123ZM138 251V252H137ZM146 251V252H145ZM154 251H155V253H154ZM173 251V252H174ZM205 251H204V253H205ZM118 252H120L118 255H120L121 254V256L119 257L118 255H116L115 253H118ZM133 252V253H132ZM141 252H145V253H147L148 254V252H149V256H152V257H150V258H152V260H150V262H147L146 260H145V258L142 256V253ZM201 252V253H202ZM208 252V251H207ZM220 252V253H219ZM112 253H113V255H112ZM123 253V254H122ZM162 253H165V254H162ZM194 253L195 252H193V253H191V255H192V257H191V255L190 256H188V254H186L185 256H188V257H190V258H188V260H187V258L185 257V260L186 261H182V262H180V264H194L195 263V261H194V258L198 255V253H195L196 255H194ZM222 253V254H221ZM110 254V255H109ZM157 254V255H156ZM160 254V255H159ZM200 254V253H199ZM206 254V253H205ZM220 254V255H219ZM115 255V256H114ZM134 255H136V256H134ZM117 256V257H116ZM122 256H124V258L122 259L121 257ZM137 256H139L138 257V259H137ZM163 256V257H162ZM195 256V257H194ZM112 258V259H111ZM114 258V259H113ZM122 260H120V259ZM133 258V259H134ZM154 258V259H153ZM183 258V257H182ZM212 256H211V258L209 259L208 257H207V260H206V258L203 260V263L202 264H214L213 263V260H212ZM115 259H117V260H115ZM137 259V260H136ZM162 259V260H161ZM166 259V260H165ZM184 259V258H183ZM193 259V260H192ZM119 260V261H118ZM145 260V261H144ZM161 260V261H160ZM190 260V261H189ZM192 260V261H191ZM136 261H138V262H136ZM151 261H152V263H151ZM188 261V262H187ZM210 261V262H209ZM146 262V263H145ZM156 262V263H155ZM158 262V263H157ZM165 262H167V263H165ZM190 262V263H189ZM192 262V263H191ZM205 262V263H204ZM215 262V261H214ZM132 263V264H133ZM115 264V263H114ZM116 264H118V263H116ZM120 264V263H119ZM196 264V263H195Z\"/></svg>",
	"mask_w": 264,
	"mask_h": 264
},
{
	"label": "built area",
	"instance_id": "built-area-1",
	"mask_svg": "<svg viewBox=\"0 0 264 264\" xmlns=\"http://www.w3.org/2000/svg\"><path fill=\"white\" fill-rule=\"evenodd\" d=\"M44 216L40 209L29 213L0 207V264H42Z\"/></svg>",
	"mask_w": 264,
	"mask_h": 264
}]
</instances>
